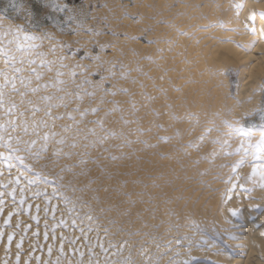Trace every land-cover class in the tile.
<instances>
[{"label":"rangeland","instance_id":"374dc122","mask_svg":"<svg viewBox=\"0 0 264 264\" xmlns=\"http://www.w3.org/2000/svg\"><path fill=\"white\" fill-rule=\"evenodd\" d=\"M146 1H147V3H146ZM146 1L144 0L145 4H143V0H140V2H142V3H139L138 0H106V1H104V0H93V1L92 0H89V1L80 0L78 3H75L76 0H0V15L9 19L10 22L12 23V25L14 26V28L16 29V31H18L21 36L22 35L26 36L27 38H29V41H31L30 43L33 42L32 44H35V46L37 45V47L35 48L28 41L27 42L28 45L30 44L31 46L29 45L30 47H27L26 46L27 44L25 41L22 42L24 44L20 43V44H22V45H20L19 43H17L15 41V38L13 39V37L9 38V37H6V36L4 37V36L0 35V58L3 56L1 58L2 60L0 59V61H1L0 63H2V64H0L2 67V68L0 67V70L3 71V74L0 77V82H1L0 84L2 85V83H3L5 86L11 85L10 88L12 87V88H14V90L17 89L18 91L13 90V93H12V94H14L13 97L16 96L14 92H16V94L18 93V95L23 96L22 98H21V96H17V99L13 98L12 101H11V99L8 100L9 108L12 107L10 109V111H12V110L15 111L17 109L15 111V112H17L19 110L18 111L19 116H21L20 115L21 113L27 114V113H31V111H32V113L35 112L37 114L40 112L39 115L34 113L35 116H37V117L34 116V118H37V121H36V119L35 120L33 119V116L31 118L30 115L28 116L29 118L25 117L26 121L23 120L24 125H23V121L21 120L22 122L20 121V124L21 123L22 124L17 127L18 129L16 128L17 129L16 131L13 129L14 125H12L11 121L10 122L5 121L6 123L9 122L7 124L9 126V129H7V130L11 131L13 129V132H10V133L13 134L15 131V132H17L16 134L20 138L13 137V136H15V134L9 135V133H8L9 131H7L6 129H3V128L0 129L1 131L3 129L4 132L6 130L5 133L4 132L2 133L0 131V150H1L0 152H3V156L2 157L0 156V159H1L0 164H2V166H4V168H5L4 178L9 177L8 172L6 171L7 168L14 169L16 172H18L19 183L23 184L29 190L36 191L40 187H53V188L55 187V189L58 193H63V192L66 193L70 190L69 188L73 187L74 190L72 191L73 188H71V191H69L68 193L73 192L76 194L78 193V195H79V191H77V190H81V195H79V196L82 198V200H81V198H80V200L84 201L85 203L87 202L86 204H90L92 207L93 206L96 207V208L93 207V209L94 210L97 209V212H99L101 209V211H100L101 214L100 213L99 214L102 216L107 213L106 215L107 216L109 215V216L107 217L105 215L106 217L105 216H103V217L108 222H110V220H111L112 225H114L118 228L119 227L122 228V229L119 228L118 229L119 231L121 230V232H124L123 228H125V230H127L128 228H129L128 230H131L133 228H134V230L135 229L137 230V229H140L141 227L142 228L148 227L149 232H147V229L145 230V228L143 229V231L145 230L146 235L148 234L147 235L148 238L152 239V241H154V239L159 238L158 235L155 237L154 234H158L156 232L161 233V231H160L161 227L165 223H167V221H165V219L167 217H169L170 220H172V218L175 220L176 219L178 220L182 215H184V213L188 209H189V213L194 212L196 210V208H198V206H201V208H203L208 204V201H212L214 198H215V200H217L219 197V200L217 201L219 204H220L222 198H224L223 194L225 192H227L226 191L227 187L223 186L224 193L220 194L221 196L218 195V197H214L215 195L217 196V194H219V193H217V189H215L213 186L216 185L217 183H218L217 185H223V184L227 185L228 184V186H229L231 181H232L231 178L232 179L235 178V176L237 175L236 172H238V169L244 167V165H242V164L240 165L239 162H236V160L231 158V157L239 155V154H237L235 151H232L231 149H228L229 145H227V144L233 142V143H235V145H233V147H239V145L240 144L242 145V143L241 142L239 143L237 141L242 139L241 138L242 133L248 134L250 136L256 132H264V78H263L264 76H262V71H263L262 69H260L261 71L258 70L256 72H254L251 76H248L247 72L244 71L245 66H243V65H245V62H242L238 57H233L232 55L228 56L226 54L228 52L225 50L221 51V54L222 53L224 54V52H225V55H221L219 53L218 56H216V58H215V55L209 57V58L214 57L213 60L216 59L219 61L215 60L216 64H213V63H215V61L212 63L213 65L211 67L213 69L212 68L209 69L208 76H207V78L208 77L209 78L208 79L205 78V81H204L205 82V88L204 89L205 90L210 89L209 91L205 92L204 95H206V96H202V97H204V99H203L201 106H200V108H201L200 109V112H201L200 113V119L202 116H204L203 118H205V120L203 121V120L199 119L197 125L200 122L205 123L206 120L208 121L210 119H211L210 122L208 121L209 126L214 122V124H212L213 127H211L212 129L209 128V131L211 133L213 132V135L214 134L218 135V137L222 136V137H220L222 139L215 141L216 143L212 142V141H208V140L207 141L205 140V141H206L207 145H211L213 143L211 145L212 148L216 147V148L220 149L217 152H219L218 153L219 157L224 156V158L226 159L223 162L222 166H224V169L227 171L225 172V174L222 177L219 178V181H217L216 179H215L216 181L215 180L211 181L209 178V180L212 183L213 182L216 183L214 185L211 184L210 185L211 187L210 186L207 187V186H205V184H200L201 187L203 186L202 188L201 187L197 188L198 185H196V187L193 186L196 178H198V177L201 178L203 183H205V181L207 180L206 179L207 177L205 178V176H203L201 171H199L200 170L199 165H198L199 163L204 164V165L207 164V166L209 165L208 167H210V168H207L205 173L211 174L210 172L214 173V171L211 169L212 165H210L206 161V159L204 160L203 156L198 152V150H196V148L192 144L193 142H191V144L188 143V141H187V143L185 142L186 140L189 139V138L186 139V137H187L186 135H189L188 130H190L189 128L192 127L191 124H189L190 125V127H189L187 122H189V119L191 120V119L195 118V116H193L195 113L193 112L194 110H192L188 106L185 107V110L189 109L192 111L193 114L190 113L191 111H189V110H188L189 112L187 110L184 111L185 113L182 111V107H183L182 104H184V103H183V101H181L179 99V96H178L179 94H176V92L178 93L179 89L175 88L176 85H169L170 84L169 81L170 82L173 81V75L171 76V72L173 71V68L168 67L170 69V71H169V69L167 67H165V65H164V67L169 71V74H168V71L166 69H165V71H162L164 68L163 62L166 59V55L170 54L168 56V57L171 56L170 58L175 57L174 48L178 42L176 40V41H174V43H175L174 44L171 38L166 37V35L168 33L167 29L171 28L173 30L176 27V21L177 20H175V23H174V21H173L174 19H178V20H182V21L188 20V21H186L187 25H189V26H186V28H187V27H190L192 25V23H195V21L198 22L200 19L204 18L202 20L204 22V24L201 20H200L201 22H198V23H200L199 27L210 28L212 26V24L216 23L215 22V20H216L219 23V25H221V31H224L223 29H225V28H223L222 24H223V21L225 20L227 13H225V11H224L223 3H220V2L218 3L217 2L218 0H161L162 2H159L160 0H146ZM157 1L159 2V4L157 3ZM160 3L162 5L158 6V5H160ZM217 4H219V5L217 6ZM178 5L180 7H178ZM182 6L187 8V9L183 8ZM160 7L162 8V10ZM216 7H217L218 12L215 9ZM218 7H219V9H218ZM173 8H175V10H178V11L180 10L181 12L188 11V12H186L188 14L181 13L180 11L179 12L173 11L174 10ZM180 8H182V10ZM202 8H203V10H207L208 12L205 11V14H204L203 13L204 11L201 10ZM188 9H191V10L189 11ZM213 9H214V11L216 10V13H215L216 15H214V13L211 14ZM222 9H223V12H222ZM193 10H195V12H196V10L197 11L199 10V11L195 13ZM164 12H166V15H164ZM173 12H175V13L178 12L180 15L178 13L175 14ZM189 12H190V14H189ZM199 12L203 16L201 14H199ZM220 12H222V15ZM197 13H198V15L195 16V14H197ZM218 13L220 15H218ZM162 14H163V16H162ZM171 14L176 15V16L178 15V18L176 16L171 15ZM191 14H192V16H191ZM189 15L191 16V19H190ZM208 16H209V18H208ZM212 16L217 17V18L215 19ZM218 16L219 17L221 16V17L219 18ZM168 17H172V19L169 18V19H171V20H169ZM181 17H183V19H181ZM193 17H194V19L196 17L197 18L199 17V19L196 18L194 20V19H192ZM144 19H145V21H144ZM163 19L167 20L168 23L170 22L169 25ZM205 19H206V22L204 21ZM207 19L209 20V23H208ZM142 21L144 23H142ZM146 21H147V24H146ZM192 21H194V22H192ZM123 22H127V23H125L126 25ZM197 22H196V24H198ZM201 23H202V25H201ZM115 24L118 25V26L117 25L116 26L119 28V30L117 27L114 26ZM130 24L131 25L133 24V26H131ZM167 25H168V27L166 28V30H167V33H166V30H165V28L163 29V27H165ZM170 25H171V27H170ZM111 26H112V28H111ZM124 26L126 27V29ZM172 26H175V27H172ZM127 27H129L130 31H133L135 34L133 32H129V29ZM132 27H134L135 30L134 29L131 30ZM160 28H162L163 30L162 31L159 30V32H158L157 29H160ZM127 29H128V31H127ZM123 30H124L125 34H124ZM172 30H170V31H172ZM174 30H175L174 33H176V35H177V36H175V34L172 33L174 35V37H176V38L177 37H184L183 33L179 32L180 33L179 34L177 32L178 31L177 28ZM161 32H163L164 34ZM130 33H132L133 35ZM156 33L162 34L163 37L161 35L162 38L158 39V37H160V34L156 35L157 37H155ZM131 36H134V37L131 38ZM165 37L168 39L166 40ZM120 38L121 39L125 38L126 40H124V41L122 40L123 42H121ZM116 39L118 40V42L115 41ZM187 39L188 38H186V40ZM164 40H166L167 43H166V41L164 42ZM170 40L172 41V43ZM157 41L159 44L157 43ZM113 42L116 44H120L121 46L118 45L119 47H116L117 45H113L114 44ZM160 42L161 43L164 42L165 45H164V43L161 45ZM221 42L223 43L222 45H224V46L232 47V45H233L232 48H235V45H236L237 50L241 49V46H239V44L237 42H230V41H221ZM128 43L129 44L131 43V46L128 45ZM170 43H171V45H170ZM55 44H57V47L54 46ZM53 46L56 47L57 49H59L58 53L60 52L62 57L65 58V60L67 62L60 57L61 55L59 56L60 58L58 57L59 54L56 52V50H54L55 48ZM163 46H164V48H163ZM113 47L115 48V51H114ZM142 47L145 49H143ZM151 47H152V49H150ZM154 47L158 48V51L156 49L154 50ZM161 47H162V49H161ZM10 48H12V49H10ZM50 48H52L53 50ZM110 48H113V49H110ZM165 48H167V49H165ZM49 49L52 51H49ZM6 50L8 53H6ZM9 50L11 52H13L12 55H11V53L9 54ZM36 50H38V52H36ZM40 50H43L44 54L40 53ZM45 50H48L50 53L48 54V51H45ZM112 50H113V52H112ZM153 50H154V53H153ZM151 51H152L153 55H151ZM155 51H156V54H155ZM38 53L40 54V56L38 55ZM158 53H159V55H157ZM8 54L11 56H9ZM29 54L34 58H32ZM160 54L162 55V58L160 57L161 56ZM4 55H5L6 59H5ZM41 55L43 57H41ZM46 55H47V57H45ZM220 55H221V57H220ZM56 56H57V58H56ZM151 56H154V58ZM155 56H156V58H155ZM22 57L24 58V60ZM30 57H31V62H29ZM36 57H37L36 61L37 62L39 61V62L37 63L35 61V63H33L34 60H32V59H35ZM222 57L226 58L229 61L227 62V60L223 59ZM3 58H4V60H3ZM10 58H14V60L10 59ZM38 58H40V59L38 60ZM41 58H42V60H41ZM43 58L44 59L48 58L50 61L49 60L45 61V60H43ZM53 58H54V60H53ZM19 59H21V60H19ZM51 59L53 61H51ZM12 60H13V62H16V63L12 64V62H11ZM15 60H17V61H15ZM6 61H7L8 65L6 64ZM19 61H21V63ZM27 61L29 62V65H28ZM40 61H43V62H40ZM57 61H60L61 63L57 62ZM64 61L66 63H63ZM72 61H74V63ZM4 62H5V64H4ZM23 62H25L27 64H24ZM52 62H53V64H52ZM56 62H57V65L60 63L58 65L59 67L57 69H56V67H57ZM161 62H162V65H161ZM238 62H239V64H238ZM31 63L35 66H33ZM41 63L43 66L41 65ZM48 63L51 66L48 65ZM158 63H160V65ZM235 63H236V65H235ZM9 64H12V68H11V65H9ZM16 64H18V65H16ZM6 65H7V68H9L13 74L16 73L14 75L15 77L12 74L11 75L14 78L19 80V81L17 80V84H16V79H14L12 76H10L9 69L6 68ZM14 65H16L17 67L16 66L14 67ZM27 65L31 66V68L29 67L30 68L29 69V68L25 67ZM55 65H56V67H55ZM218 65H221L222 67L224 66L223 69L221 67H219ZM22 66H24L25 68ZM39 66H41V67H39ZM47 66H49L50 70L48 69ZM159 66L162 69L159 68ZM4 67H5V71L7 70L6 72L4 71ZM152 67L154 69L151 72ZM15 68L19 69L18 73H17V71H15ZM23 68H24V70H22ZM26 68L30 71H28ZM224 68H225V70H224ZM13 69H14V71H13ZM52 69H54V70H52ZM159 69H161L160 72H159ZM212 70H213V72H212ZM218 70H220V71H218ZM19 71L20 72L22 71L21 73H23L24 71H25V73L27 72V74L29 73L28 76L30 75L29 76L30 79L32 76L33 79L31 81H33V82H31L30 79H28V78L25 79L27 77L26 74H21V73L19 74ZM149 71L151 73H154V75L151 73L149 75ZM30 72H31V74H30ZM158 72H159V75H158ZM210 72H212V73H210ZM160 73H162V74L165 73V75L167 74V77L163 76V80L166 79L165 81L161 80L162 76L160 75ZM242 73H244V74H242ZM41 74L45 75V76L41 77ZM209 74L210 75L212 74L211 75V82L209 80L210 79ZM4 75L6 76V78ZM20 75H21V78L23 79V81L25 80L24 83H22L23 81L20 82V80H21V78H19ZM131 75L134 76L135 78L132 77ZM169 75L171 78L169 77ZM221 75H222V77L224 76L226 78H224V77L221 78ZM22 76L25 78H23ZM244 76L247 78V80L250 79L251 81L248 83L249 86L247 84L244 91L242 90L243 95L239 96V93L241 92V88H242L241 84L243 83V77ZM40 77L44 78V79L46 77L47 81L44 79H41ZM47 77L49 79H47ZM63 77H64L65 81L67 80L66 82L63 80ZM137 77H139V79L136 82ZM214 77L216 79H218V81ZM141 78H142V81H139V80H141ZM159 79L162 81L163 85L161 84ZM167 79H171V80L167 81ZM9 80H10V82H9ZM42 80H43L44 84L45 83L47 84V85L45 84L46 87L43 84L37 85L38 83H42L41 82ZM62 80L65 83H62L63 82ZM149 80H151V81L154 80V82H151ZM213 80H216L217 83H216V81H213ZM6 81H8L9 84ZM148 81L151 83H148ZM26 82H27V84H25ZM35 82H36V84H35ZM12 83H13V85H12ZM20 83H22V84L20 85ZM118 83L119 84L123 83V84L120 85L121 86L120 87L118 85ZM166 83H168V84H166ZM210 83L212 85H209ZM214 83H215V86H214ZM28 84L30 86L31 85L34 86L33 88H35V89L31 90L32 86L28 87ZM33 84L37 85V87H38L37 89H40L39 92L35 91L36 86ZM128 84L130 85V87H132V85L134 86L133 89L131 88L132 90L131 89H124L127 87ZM147 84L148 85L152 84V86L151 85L147 86ZM253 84H254V87H253ZM16 85H17V87H16ZM25 85H26L27 90L25 89L26 90L25 91V90L20 89V91H21L20 92L18 88H21L23 86L22 89H24ZM164 85L168 86V87H164ZM217 85H218V89L216 91L218 92V94L216 92V95H218V96L215 95V91H214L215 88L217 87ZM123 86H124V88H123ZM169 86H171V87H169ZM209 86L211 88H209ZM255 86H256V88H255ZM39 87H41V88H39ZM147 87L150 88V90L151 89L152 90L149 92V90H147L148 89ZM157 88H158V90H157ZM166 88H168V89H166ZM173 88L176 90H174ZM28 89H30V91ZM41 89H43V90H41ZM154 89L156 90V93H155ZM135 90L138 92H135ZM166 90H167V92H166ZM171 90L173 93L171 92V94H170ZM24 91L26 93H24ZM27 91H28V93L30 92L31 95H30V93L28 94ZM32 91H34L35 93L33 92L34 93L33 94ZM132 91L134 92V97H132L133 96V93H131ZM139 91H140V93H139ZM152 91L154 92V95H153ZM168 91H169V93H168ZM212 91L214 94H212ZM151 92H152V94H151ZM219 92H220V94H219ZM163 93L164 94L166 93V94L164 95ZM206 93H208V94H206ZM209 93H210L211 97H210ZM160 95H161V97H160ZM167 95H170V96H167ZM175 95H177V96H175ZM207 95H208V97H207ZM33 96H34V98H33ZM213 96H214V98L218 97V98H216V100L218 99V102L215 101V103H214ZM244 96H246V97H244ZM249 96H251L252 98ZM257 96L260 99L257 100V98H258ZM18 97H20V99H18ZM117 97L119 98V100H117L118 99ZM171 97L174 98V101H173V99H170ZM205 97H207V98H205ZM176 98H178L179 101H181V103H182L181 105H180V102L178 101V99H176ZM25 99H27V100L29 99L28 102H30L29 104H31L32 106L28 105L26 103L27 100L25 102ZM31 99H34V100L37 99V100H35L36 101L35 102L34 100H31ZM157 99H159V101L161 100V104L163 102V104H165L166 106L161 105L160 102L157 103ZM168 99L170 101H172L173 103L172 102L169 103V101H166ZM210 99H211V102H209ZM14 100H15V102H14ZM20 100L21 101L24 100L23 102H25L28 105L29 109H28V107L26 108L27 105H24L25 103H23V104L20 103ZM165 101L168 102L169 105ZM175 101L176 102L178 101V103H176ZM233 101H235V102L233 103ZM16 102L17 103L19 102V104L20 105L22 104V106L20 107L19 105H16ZM219 102H222V103H219ZM230 102H231V104H230ZM35 103H36V105H38L37 107H39L38 109L40 111L38 109H36L37 107L35 105H33ZM204 103L205 104L208 103L209 105L213 103L212 107L215 105L216 106L214 108H212L211 106L205 105ZM216 103H218V104H216ZM13 104H14V106H13ZM154 104H155V108H154ZM178 104H179V106H182V107H179ZM10 105H11V107H10ZM174 105L176 108L174 107ZM202 105H205V106H202ZM18 106L20 107V109ZM169 106H170V108H172V111H173V108L176 109L177 114L179 113V110H181L183 113L181 111H180L181 114H178V115L175 113L176 111L175 112L173 111L174 114L172 113V111L170 113ZM219 106H220V109H219ZM221 106L223 108H221ZM16 107H18V108H16ZM30 107H32V108L35 107V108H33V109L31 108L32 109L31 110ZM48 107L50 108V109H48L49 111L46 110ZM57 107L60 108L62 110V112H64V114L59 112L60 109L57 111V113L59 112L60 114L59 113L57 114L55 112L58 109ZM161 107L163 110L161 109ZM165 107H168V109H169L168 114H167L168 110L166 112ZM208 107H209V109H208ZM13 108H15V109H13ZM159 108L162 111V113L159 110ZM34 109L37 110V112ZM54 109H56V110L54 111ZM221 109H223V110H221ZM231 109L233 110V113H231L232 112ZM20 110H22V111H20ZM23 110H25V111L27 110L28 112L27 111L25 112ZM43 110H44V112H41ZM205 110H207L206 114H207V117L209 116L208 119L206 117ZM236 110H237V112H236ZM50 111L52 113H48ZM53 111L55 112L56 116H55ZM216 111H218V112H216ZM221 111L223 114L219 113ZM159 112L162 114V116ZM164 112H165V114H164ZM212 112H213V114H212ZM234 112H236V113H234ZM47 113H48V116H47ZM102 113L105 115H102ZM209 113L211 116L214 115L213 116V117H215L214 120H212L213 118L210 117V115H208ZM40 114H42L41 119H40ZM61 114L64 116H61ZM186 114L189 117H187ZM232 114L233 115L235 114V115L233 116ZM50 115H51L52 119L50 118ZM100 115L103 119H101L99 117ZM144 115H145V117H144ZM166 115L168 118L166 117ZM58 116H60V117H58ZM147 116H150V117L152 116L153 117L152 120L154 119L155 123L151 120L150 121L148 120L149 121L148 122L147 119L148 118L150 119V117L147 118ZM178 116H180V119H178L179 118ZM235 116L237 119L235 118ZM38 117H39V120H38ZM45 117H48L47 120H49V123L47 122ZM162 117L166 118V120L163 119ZM181 117H183L184 120ZM232 117H234V118H232ZM171 119H172V121H171ZM41 120H42V122H41ZM174 120L176 121V123ZM27 121H30V122L26 123ZM62 121H63V123H62ZM64 121H65V124H64ZM75 121L77 122V124ZM126 121H128V122L126 123ZM178 121L181 124L183 122L185 123V125L183 123V125H184L183 127H185V128H183V131H180V130H182L181 129L182 125L180 123H178ZM51 122H52V124H51ZM31 123H33V125H31ZM35 123L37 124L36 126H35ZM45 123H46V126H47V124H50V125H48L47 127L46 126L43 127L42 125H45ZM142 123H143V125H142ZM146 123H148V125L149 124L150 125L148 126ZM201 123L198 125L199 128L197 125H196V127L193 126L195 128V130L197 129L196 130L197 132L195 131L192 134L197 136L196 133H198V136H199V133L202 132L201 131V129H202ZM127 124H129V125H127ZM162 124L163 125L165 124L166 129H168V130H166ZM167 124H169V126ZM175 124H176V127L172 126ZM178 124H180V126ZM7 125H5L4 128H8ZM25 125L27 126V128L24 130V128L26 127ZM29 125H30V128L33 127V129H35V130L38 129V130L35 131L33 129H30ZM38 125L39 126L41 125L40 126L41 130L39 129ZM65 125H67V126H65ZM130 125H132L133 128L136 127L137 131H135L133 129L134 131L132 130V132H131V128H129ZM133 125H135V126H133ZM144 125H145V127L142 128V126H144ZM21 126H22L23 130L20 129ZM49 126H50V128H49ZM53 126H55V127L52 128ZM177 126H178V128H177ZM169 127H171L172 129L170 128L171 130H169ZM173 127L175 129V131H174L175 136H173V134H172ZM179 127H181V128H179ZM42 128H43V130H42ZM44 128L49 129L48 132L46 130V134L48 135L46 138H45V133H44L45 129ZM163 128L165 129V131H163V132H166V133L161 132ZM29 129L31 130L30 132H29ZM76 129H78V130H76ZM141 129H145L146 131L144 132ZM65 130H66V132H65ZM126 130H128L127 132H129V131L131 132V133L130 132L129 133L131 134V137L133 136V138H134V133L136 132L137 133V134H135L136 138L133 139L129 136L126 137L127 132H125L126 134L123 132ZM184 130H185V133H183ZM19 131H22V132L24 131V132L20 133ZM25 131L28 133V134L26 133L27 135L25 134ZM33 131H34V134H33ZM74 131L76 132V134ZM77 131L80 134H78ZM167 131L168 132L171 131L170 133H168L169 135L171 134L170 136L167 134ZM179 131H180V134H178ZM42 132H43V134H42ZM176 132H177V134H176ZM39 133H41V134H39ZM70 133H72V134L70 135ZM123 133H124V135H123ZM144 133H146V134H144ZM206 133L205 134H204V132L200 133L201 137L203 136L202 137L203 139H206L210 135L209 132H206ZM73 134H75V136ZM130 134H128V135H130ZM182 134L183 135L185 134V135L183 136ZM225 134H227V136ZM1 135H3L4 138H1ZM6 135H8V138L6 137ZM121 135H123V136H121ZM145 135H146V137H145ZM179 135L183 136V137L181 138ZM192 136H191V139H193ZM239 136H241V137H239ZM5 137H6V139H5ZM148 137H150V138H148ZM176 137L178 139L180 138L179 139L180 144L178 142L176 143V141L178 140ZM225 137L229 138V139L226 140ZM9 138H11V139H9ZM15 138H16V140H15ZM74 138H75L74 143H72ZM174 138L176 141L174 140ZM150 139H151V141L152 140H154V141H152V142L150 141V143H149L148 140H150ZM181 139L182 140L184 139V141H182ZM231 139H232V141H231ZM111 140L113 142L115 141L116 143L114 142V144H113V142H110ZM164 140H166L168 143H171L170 141L175 142L177 146L176 145L173 146L172 144H169L170 147H173V149L170 148V150L172 151V150H174V148H175V150L180 148V149H178V152L180 151L179 154H177L178 153L177 150H176V152H175V150L173 151L174 154L171 151H169V153H167V154H164L167 152V148H169V147H167L168 145H165L166 141H164ZM225 140L226 141L230 140V141L226 142ZM234 141H236V142H234ZM117 142H119V143H117ZM154 143H157L158 145L156 144L157 145L156 146V145H154ZM175 143H173V144H175ZM236 143H239V144H236ZM148 144H151V148H150V145L148 146ZM186 144H188V145H186ZM189 144L192 145L193 147L190 146ZM181 145H185L186 148L184 146H181ZM215 145H217V146H215ZM119 146L121 147V151H120ZM225 146H227V147L224 148ZM161 147L163 148V151L165 150L166 152L160 151V150H162ZM181 147L184 149H181ZM187 147L189 149L192 148V149H190L191 153L189 151H187V150H189ZM239 148H241V146ZM248 150H249V153H248ZM248 150L246 152V154H248V156H253L254 154L256 155V153H255L256 150H254L253 148H249ZM117 151H118V153H117ZM92 152H94V154H92ZM181 152H183V153H181ZM188 152L191 155H194V156H191L193 159H194V157H197V155H198L199 156L198 157L199 163L194 162V160L190 157V154ZM195 152H198V153H196L197 155L195 154ZM175 153H176V155H178V157L175 155ZM180 153H181V156H179ZM185 153H188V155H186ZM192 153H194V154H192ZM258 153L261 157L255 159V160L254 159L249 160L248 163H246V165L253 166L254 164H258L261 167H263L262 162L264 161V151L258 152ZM114 154H116V155H114ZM118 154H120V155L118 156ZM182 154H183V156H182ZM163 155H164V157H163ZM173 155H174V157H173ZM170 156L172 157V159ZM175 156H176V158H175ZM124 157H126L127 159ZM179 157H181V158H179ZM118 158H119V161H118ZM123 158H124V161H122ZM149 158H151L150 160H152V161H150ZM173 158L176 159L175 160L176 163H175L174 167H172V164L174 165V162L172 163V160L174 161ZM228 158H230V159H228ZM97 159H100V160H98V162H97L96 161ZM154 159H156V161ZM166 159L169 160V162L171 161L172 164L170 165L169 162L166 161ZM101 160L104 163L106 161L108 163L99 164V161H100V163H102ZM125 160L128 161L129 164H132L134 166L131 167L132 165L127 164L128 162H126ZM153 160H154L155 164L152 163ZM160 160H162V162L157 164V162ZM164 160L167 162L166 167H165V165H164L165 168H163V165H162V167H158V166H161V164L165 162ZM177 160H178V162L179 161H182V162L178 163ZM187 160L190 161V165H189ZM200 160H202V161H200ZM94 161L96 164L97 163L99 164L97 167H96L95 163L93 164ZM115 161H116V163H115ZM183 161H184V163H183ZM203 161H205V162H203ZM254 161H256V162H254ZM109 162H110V164H109ZM141 162H142V164H140ZM148 162L150 163L151 166L148 164ZM191 162H194L195 165H193V163L191 164ZM113 163H114V165H112ZM120 163H123V164L119 165ZM5 164H7V165H5ZM152 164H154V168L152 167ZM156 164H157V166H156ZM168 164H169L170 171H169V169L166 170V168H168ZM88 165H92V166H88ZM105 165L107 166L109 171L107 170V168H105L106 167ZM115 165H117V166L114 167ZM124 165L126 166V168ZM138 165H139V167H138ZM192 165H193V167H196V168L191 167ZM196 165H198V166H196ZM70 166L73 168L74 171L72 170V168H70ZM111 166L116 168V169L112 168ZM148 166H149V168H148ZM177 166H179L178 167L179 170L181 168L182 171L180 170V174H178L179 176L178 175L176 176L174 174V176L176 177L175 178L174 176L171 175V172H172V174L174 173V170H172V168H173V169H175V173H177V171H178L177 170L178 168H176ZM185 166H187L186 167L187 170H185L186 168L184 169ZM101 167H104V168L101 169ZM127 167H128V169H127ZM140 167L141 168L145 167V169L147 168V170L143 173V170H145V169H142V172H140V169H139ZM150 167L153 168V170ZM188 167H189V169H188ZM78 168L81 169L80 170L81 173H79L80 172L79 170H76ZM93 168L95 169V171ZM96 168H98V169H96ZM123 168H125L124 171L129 175H127L123 171ZM133 168H136V170L135 169L133 170ZM86 169L89 170L88 171L89 175H88V173L86 174V172H87ZM112 169H114V172L116 171V173L118 175H116V173H113L111 171ZM120 169H121V172H120ZM126 169H127V171H126ZM137 169H139V170H137ZM159 169H160V171H159ZM183 169L185 170V172ZM208 169H210L211 171ZM91 170L94 171V174H90L92 172ZM128 170H130V171L128 172ZM149 170H150V172H149ZM154 170L156 171V174H155ZM164 170H166L167 172ZM98 171H100L101 173H99ZM107 171H108V173H106ZM157 171H158V173L162 171L161 173H159L160 176L157 173ZM187 171H189V172H187ZM191 171H193V172H191ZM262 171L264 172V167L262 168ZM97 172H98V174H97ZM151 172L153 174H151ZM182 172L185 174H183ZM199 172H200V174H198ZM76 173L78 174V176ZM112 173H113V175H111ZM124 173H125V175H127L126 177H130V178L134 174V176H132V177L133 178L136 177V178H134V180L136 179L137 181L136 180L133 181V178H131V181L129 178H128L129 180H127V178L125 176H123ZM137 173H139V176ZM140 173H142V174L140 175ZM188 173H189V175L187 176ZM193 173H195L198 176L196 177L195 175H193ZM74 174H76V175H74ZM114 174L117 177L119 176L121 179L126 178L125 180L128 183V186L131 189L133 188V190H131V189L127 190V188H126L127 184L125 185L126 182H124L123 180L120 181V178L115 177ZM144 174H146V175H144ZM168 174L170 176H168ZM63 175H64V177H62ZM143 175H144V179H142ZM153 175L157 179L159 178L160 179L159 181H161L162 183H159L156 180V178H154V177L152 178L151 176H153ZM67 176L69 178L71 176V178L69 179V178H67ZM74 176L76 177V179L78 181L76 179H74L75 178ZM79 176L81 178V181H80ZM93 176H94V179H93ZM165 176L168 178V180L170 177H172V179L170 178L172 181L170 182V180H169V182L171 184L167 181V178ZM180 176H181V178H180ZM183 176H184V178H183ZM65 177H66V180H65L66 183L63 180V179H65ZM72 177H73V179H72ZM114 177L117 179H114ZM173 177L175 179L174 182H173V180H174ZM186 177L187 178L191 177V179H187L191 182V184L188 182H187L188 184L187 183L185 184V186L189 185V187H190L189 189H188V186L186 188L184 186V183L187 181ZM192 177L194 180L192 179ZM203 177H204V179H203ZM71 179L73 181H71ZM82 179L85 183L82 181ZM87 179L89 182L87 181ZM118 179H119V181H117ZM163 179H164V181H163ZM67 180H68V182H67ZM111 180H113V182L115 180V182L117 181L116 183H120L121 185L120 184L116 185ZM147 180H149L150 182L149 181L145 182ZM179 180H181L180 181L181 183L178 182ZM191 180H193V183ZM107 181H109V182H107ZM110 181H111V184H115V186L111 185L110 188H109V186L105 187L106 183H109L108 185H110ZM225 181H227V182H225ZM73 182L75 184H80V182H83L86 185L84 186L83 184H81L82 188H80V185L74 186L75 184ZM129 182L130 183L132 182V183L129 184ZM157 182L159 183V185ZM164 182H166V183H164ZM95 183H96V185H95ZM133 183L135 184L136 187L133 186L134 185ZM221 183H223V184H221ZM87 184H88V186H87ZM89 184L90 185L92 184L91 185L92 187ZM93 184H94V186H93ZM175 184H177V185H175ZM131 185H132V187H131ZM150 185L152 188L150 187ZM165 185H167V186H165ZM181 185H183V186H181ZM120 186H122V188ZM141 186H143V187L141 188ZM159 186H162V189ZM244 186H246V184H244ZM75 187H77V188H75ZM88 187H89V189H87ZM93 187L99 188V190L96 189L98 192L97 195H95V193H97V192H96L95 188H93ZM102 187H104L105 189ZM116 187L118 189H116ZM144 187H147L146 190L149 189L148 190L149 192L146 191ZM156 187H158V188H156ZM191 187L193 188L192 191H190ZM83 188L87 189V190H84ZM112 188H114L115 190L113 189V191H112ZM150 188L153 190H155V188H156L159 192L161 191V193H159L157 191L156 192L154 191L155 192L154 193L153 190H150ZM166 188H168V189H166ZM200 188H201V190L204 188L203 191H200ZM82 189L84 190V192L82 191ZM124 189H126L129 192H127ZM142 189L144 191H146V193H149L151 196H149V194L145 195L144 191L141 192L140 190H142ZM163 189H164V192L167 194L169 191V195H171V197H173V198H171L169 196L168 197L166 196L167 197L166 198L164 196L165 193L163 194ZM165 189H166V191H165ZM195 189H196V191H195ZM88 190L89 191L92 190L90 192L91 194L88 193L89 192ZM198 190L201 192V194L199 193ZM93 191L95 193L92 194ZM110 191H112L113 193L110 194ZM124 191H126L124 195L127 198L122 196ZM130 191H132V192H130ZM150 191L152 193H150ZM186 191L189 192V195L187 194L188 196H186ZM209 191H211V192H209ZM82 192H83V194H82ZM85 192L88 193L87 195L90 196L89 201H88V197L85 196L86 195ZM103 192L105 193V195L107 194V197L104 195ZM174 192H176V194ZM195 192H197L198 195L196 193V196H194ZM204 192L208 195V197ZM214 192H216L217 194ZM102 193H103V195H102ZM138 193H139L140 197L144 194L147 202L145 201V199H144V201H142L144 197H142V200H141V198L138 196ZM141 193H142V195H141ZM153 193H154V195L152 196ZM178 193H179V195H178ZM133 194H135V195L132 196ZM155 194L158 196V198ZM160 194H162V195H160ZM172 194H173V196H172ZM93 195H94V197H93L94 199H91V197ZM175 195H176V197H175ZM201 195L203 197H201ZM114 196H116L118 198V200ZM128 196L130 197L131 200L129 199ZM197 196H199V197H197ZM211 196H212V199H211ZM119 197L122 199L120 200ZM133 197L134 198L136 197V200L134 199L135 201L132 199ZM155 197H156V199H155ZM163 197H164V199L165 198L166 199L164 200ZM195 197H196V201H194ZM39 198H41V197H39ZM102 198H103V200H102ZM113 198H115V199H113ZM168 198H171V200ZM174 198H176L177 200ZM193 198H194V200H193L194 202L191 201ZM8 199L11 200L10 197H8ZM97 199H99V201H98V203H95V200H97ZM109 199H111L112 201L111 200L109 201ZM125 199H127L129 201H127ZM153 199H155L153 202L156 201L155 204H157V203L159 204V205L157 204L159 206V207L158 206L157 207L160 208L159 210L157 207L155 208L156 205L152 202ZM159 199H161L160 200L161 204H160ZM173 199H174V201H172ZM204 199H205V201H203L201 204V201ZM113 200H115V201L117 200V202H119V201L122 202L125 200V203L124 202L117 203L114 201L118 205L117 206V205H115ZM140 200L144 206L140 203ZM178 200H179V202H178ZM106 201H109V204H107ZM166 201L169 202L170 204L167 203ZM90 202L94 203V204L92 205ZM99 202L101 204H99ZM131 202H132V206H131ZM164 202H166V204H164ZM171 202H173V204ZM182 202H186L187 204L186 203L183 204ZM139 203H140V205H139ZM148 203H149V205H148L149 207H147ZM177 203L178 204L181 203V205L182 204L183 205L178 206ZM189 203H191V206H192L191 210H193V211H190V207L188 206ZM97 204L99 206H97ZM106 204H107V206H106ZM150 204H151V206L154 204L153 207H151ZM162 204L164 206L166 205L165 208H163L164 206H162ZM175 204L177 206H175ZM111 205H114V206L111 207ZM119 205H121V206L124 205V206L120 207ZM126 205H127V207H126ZM169 205H170V208H169ZM135 206L137 207L136 213H135ZM161 206H162V209H161ZM180 206L181 207L184 206L186 208L183 207L181 209ZM97 207H99V208H97ZM105 207L107 209H105ZM125 207L127 209L129 208V210H127ZM138 207L140 209L142 207V209L144 208L145 210L149 209L148 211H145V210L143 211L142 209L139 210L140 212H139L138 216L140 217L141 221H139V217L137 215H135V214H137ZM150 207H151V210H150ZM172 207L174 208V210L172 209L173 211H175L176 213L178 211L177 214L171 210ZM18 208H20V207L17 206V208H16L17 213L20 211L19 214L24 215V208H22L23 212H22V209H18ZM131 208H133V209H131ZM176 208L178 210H176ZM112 209H113V212H112ZM166 209L169 211V213H167ZM105 210L108 212L104 213ZM123 210L125 213L123 212ZM163 210H164L163 214H165V213H166V215L171 214V213L172 214L170 216L165 215L166 218L163 216H160L159 214L163 215L162 214ZM179 210H181V213ZM131 211H133L134 214H132ZM151 211H153L154 213ZM159 211H160V213H159ZM122 212H123V217H122ZM147 212H150L151 216L149 214H147ZM128 213H129V215H127ZM156 213H159V214H156ZM110 214L112 217L114 214L116 216L117 215L118 216L116 217L114 215V217L111 218ZM124 214H125V216H124ZM141 214L143 217L140 216ZM132 215L133 216L135 215L134 218ZM176 215H178L179 217ZM145 216L147 217V219L148 218L149 219L147 220L146 218H144ZM152 216L153 217L156 216V217L153 218ZM157 216H159V217H157ZM162 217L164 218V220ZM109 218H111V219L109 220ZM118 218H120V219H118ZM135 218L137 220H135ZM141 218L143 219L144 223L142 222ZM159 218L163 222V224H162V222L158 221ZM131 219L133 220V222ZM144 219L146 222L144 221ZM154 219L156 220V222ZM121 220H122V222H120ZM136 221L138 222V225H140V228L139 227L136 228L138 226V225L135 226ZM147 221H148V223H147ZM157 221L159 224H162V226L161 225L159 226ZM114 222H116V223H114ZM123 222H125V223L123 224ZM128 222H131L132 225L128 226V224H130ZM146 223H147V225H149V224L150 225L145 226ZM133 224L135 227L133 226ZM141 224H143V225L141 226ZM152 224H153V226H152ZM156 224L158 225V228H154V227H157ZM117 225H119V226H117ZM170 226L172 227V225H170ZM159 227H160V230H159ZM141 229H140V231H142ZM152 229H153V231H152ZM173 230L176 231V228H174ZM151 231L154 234L153 233L149 234V233H151ZM154 231H156V232H154ZM160 233H159V236H160ZM208 238H210V237H208ZM211 240L215 241L212 238H211ZM155 241H157V240H155ZM220 246H222V244H220ZM226 254H227L228 258H230L231 253H226ZM232 258H235V257H232Z\"/></svg>","mask_w":264,"mask_h":264},{"label":"bare ground","instance_id":"6f19581e","mask_svg":"<svg viewBox=\"0 0 264 264\" xmlns=\"http://www.w3.org/2000/svg\"><path fill=\"white\" fill-rule=\"evenodd\" d=\"M87 1H89V0H87ZM93 1V0H92ZM104 1H106V0H104ZM146 1V0H145ZM138 2L139 3H142V2H140V0H138ZM159 2H162L161 0L159 1ZM159 2L157 1V3L159 4ZM199 2V1H198ZM218 3L220 2V3H223V5H224V11H225V13H227V15H226V17H225V20L223 21V24H222V26H223V28H225V29H223L224 31H221V25H219V23L215 20V22L216 23H214V24H212V26L210 27V28H205V27H199L200 25V23H198V22H201L203 19H200L198 22L197 21H195V23H192V25L190 26V27H187L186 28V26H189V25H187V23H186V21H188V20H184V21H182V20H178V19H174L173 21H174V23H175V20H177L176 21V27L175 26H172V27H175L174 29H176L177 28V32L179 33H183L184 34V37H174V35L172 34V33H174V29L172 30L171 28H169L170 30H172V31H170L169 29H167L168 30V33H167V30H166V28L168 27V25H169V23L167 22V20H165V19H163V20H165L166 21V23H168V25L167 26H165V27H163V29L165 28V30H166V33H167V35H166V37H168V38H171L172 39V41H173V43H174V41H178L177 42V45H175V48H174V52H175V57L174 58H170V57H168L170 54H168V55H166V59L164 60V62H163V67H164V65H165V67H169V68H173V71L171 72V76L173 75V81L172 82H170L169 80H171V79H167V81H169V85H176L175 86V88L177 89H179V91H178V93L176 92V94H179L178 96H179V99L181 100V101H183V103L184 104H182L181 103V101H179V99L178 98H176V99H178V101L180 102V105L182 104L183 105V107L182 106H179V104H178V106L179 107H182V111L184 112V111H186L185 110V107L186 106H188V107H190L192 110H194L193 112L195 113L193 116H195V118H193V119H189V122H187V124L189 125V124H191V126L192 127H190V125H189V129L190 130H188L189 131V135H186L187 137H186V139H188V140H186L185 142L187 143V141H188V143H190L191 144V142H193L192 144L194 145V147L196 148V150H198V152L203 156V158H204V160L206 159V161L210 164V165H212V170L214 171V173L213 172H210L211 170L210 169H208V170H210L209 172L211 173V174H207V173H205L206 172V170H207V168H210V167H208L207 166V164H201V163H199V156L196 154V153H198V152H195V154L197 155V157H194V159L191 157V156H194V155H191L190 153V149H192V148H188L189 150H187V151H189L188 153L190 154V157L194 160V162H196V163H199L198 165H199V171H201V173L203 174V176H205V178L207 179L206 181H205V183H203L202 182V180H201V178L200 177H198V178H196V180H195V182H194V184H193V186H195L196 187V185H198V187L197 188H199V187H201V185L200 184H205V186H210L211 184H216L215 182H211V181H213V180H217V181H219V178L220 177H222L224 174H225V172L227 171V170H225L224 169V166H222V164H223V162L226 160L225 158H224V156H222V157H219V152H217L218 150H220L219 148H216V147H214V148H212L211 147V145L213 144H211V145H207V143H206V141L208 140V141H212V142H215V141H218V140H220V139H222V138H220V137H222V136H220V137H218V135H213V132L211 133L210 131H209V128L210 129H212L211 127H213L212 126V124H214V122L209 126L208 125V121L210 122V120H206L205 121V123L203 124V123H201L202 125H201V127H202V129H201V131L202 132H204V134L206 133V132H209L210 133V135L206 138V139H203L202 137H201V134L200 133H202V132H200L199 133V136H198V133H196L197 134V136L196 135H194V134H192V133H194L196 130H195V128L194 127H196V125H197V123H198V120L200 119V106H201V103H202V101H203V99H204V97H202V96H206V95H204L205 94V92L206 91H209V90H205L204 88H205V78H207V76H208V72H209V69H211L212 67V65L213 64H216V61H219V60H213L214 59V57L213 58H209L210 56H213V55H215V58H216V56H218V54L220 53L221 54V51L222 50H225V51H227L228 53H226L228 56H233V57H238L242 62H245V65H243V66H245V68H244V71L245 72H247V74H248V76H251L254 72H256V71H261L260 69H262L263 71H262V76H264V15H261V14H264V0H218L217 1ZM146 3H147V1H146ZM143 4H145V2H144V0H143ZM142 5V4H141ZM162 4L160 3V5H158V6H161ZM219 4H217V6H218ZM178 7H180L179 5H178ZM183 7V6H182ZM207 7V6H206ZM215 7V6H214ZM213 7V8H214ZM222 7V6H221ZM157 8V7H156ZM161 8V7H160ZM177 8V7H176ZM183 8H185V7H183ZM204 8V7H203ZM203 8L201 9V10H203ZM159 9V8H158ZM174 10L173 11H178V10H175V8H173ZM181 10H182V8H180ZM185 9H187V8H185ZM205 9V8H204ZM216 10H217V7L215 8ZM218 9H219V7H218ZM160 10V9H159ZM161 10H162V8H161ZM164 10V9H163ZM184 10V9H183ZM189 11L191 10V9H188ZM200 10V9H199ZM198 10V11H199ZM216 10L214 11V9L212 10V12H211V14H213L214 13V15H216L215 13H216ZM145 11V10H144ZM172 11V10H171ZM180 11V10H179ZM178 11V12H179ZM194 12H195V10H193ZM197 10H196V12H198ZM204 12V14H205V11H207V10H203ZM214 11V12H213ZM220 11V10H219ZM142 12V11H141ZM146 12V11H145ZM178 12H176V13H178ZM181 12V11H180ZM186 12H188V11H186ZM186 12H181V13H186ZM193 12V13H194ZM195 12V13H196ZM202 12V11H201ZM208 12V11H207ZM217 12H218V10H217ZM222 12H223V9H222ZM222 12H220L221 13V15H222ZM163 13V12H162ZM173 13H175V12H173ZM175 13V14H176ZM142 14V13H141ZM179 14V13H178ZM186 14H188V13H186ZM189 14H190V12H189ZM199 14H201L200 12H199ZM164 15H166V12H164ZM171 15H173V14H171ZM180 15V14H179ZM182 15V14H181ZM196 15H198V13L197 14H195V16ZM202 15V14H201ZM208 15V14H207ZM218 15H220L219 13H218ZM250 15H252L253 16V18L252 19H249V16ZM162 16H163V14H162ZM161 16V17H162ZM168 16V15H167ZM173 16H176V15H173ZM172 16V17H173ZM186 16V15H185ZM184 16V17H185ZM191 16H192V14H191ZM191 16L189 15V17H190V19H191ZM203 16V15H202ZM165 17V16H164ZM172 17H168V19L169 18H171L172 19ZM177 18H178V15L176 16ZM180 17V16H179ZM206 17V16H205ZM212 17H214V16H212ZM219 17V16H218ZM221 17V16H220ZM219 17V18H220ZM174 18V17H173ZM197 18V17H196ZM195 18V19H196ZM208 18H209V16H208ZM215 19L217 18V17H214ZM171 19H169V20H171ZM181 19H183V17H181ZM185 19V18H184ZM189 19V18H188ZM192 19H194V17L192 18ZM194 19V20H195ZM197 19H199V17L197 18ZM224 19V18H223ZM208 20V19H207ZM220 20V19H219ZM144 21H145V19H144ZM172 21V22H173ZM205 22H206V19L204 20ZM122 22V21H121ZM190 22V21H189ZM188 22V23H189ZM192 22H194V21H192ZM196 22L198 23V24H196ZM203 22V21H202ZM124 24L125 23H127V22H123ZM142 23H144L143 21H142ZM173 23V24H174ZM208 23H209V20H208ZM119 24V23H118ZM123 24V25H124ZM146 24H147V21H146ZM191 24V23H190ZM203 24H204V22H203ZM221 24V23H220ZM117 24H115L114 26L115 27H117L116 26ZM126 25V24H125ZM131 25V24H130ZM129 25V26H130ZM166 25V24H165ZM201 25H202V23H201ZM113 26V27H114ZM131 26H133V24L131 25ZM130 26V27H131ZM139 26V25H138ZM125 27V26H124ZM137 27V26H136ZM170 27H171V25H170ZM111 28H112V26H111ZM118 28V27H117ZM123 28V27H122ZM128 29H129V27H127ZM121 29V28H120ZM125 29H126V27H125ZM124 29V30H125ZM128 29H127V31H128ZM135 30V28L134 27H132V29L131 30ZM162 28H160V29H157L158 30V32H159V30H163ZM118 30H119V28H118ZM124 30H123V32H124ZM121 32V31H120ZM129 32H133V31H130V29H129ZM157 32V33H158ZM134 33V32H133ZM155 34V37H157L156 35H159V34ZM161 33H163V32H161ZM165 33V34H166ZM179 33V34H180ZM124 34H125V32H124ZM123 34V35H124ZM130 34H132V33H130ZM129 34V35H130ZM135 34V33H134ZM164 34V33H163ZM175 34V36H177L176 35V33H174ZM0 35H2V36H6V37H13V39L15 38V41L17 42V43H22L23 41H25L26 42V46L27 47H30L31 45L30 44H32V43H30L31 41H29V38H27L26 36H21L20 34H19V32L18 31H16V29L14 28V26L12 25V23L10 22V20L9 19H7V18H5V17H3V16H1L0 15ZM133 35V34H132ZM161 35L162 34H160V37H158V39H160V38H162L163 37V35H162V37H161ZM181 36V35H180ZM134 36H131V38H133ZM165 37V38H166ZM126 38V37H125ZM121 39V42H123L124 40H126V39ZM129 38V37H128ZM127 38V39H128ZM168 38H166V40L168 39ZM186 38H188L187 40H186ZM157 39V38H156ZM123 40V41H122ZM166 40H164V42L166 41ZM29 41V45H28V42ZM115 41H117L118 42V40L116 39ZM120 41V40H119ZM171 41V40H170ZM172 41H171V43H172ZM221 41H230V42H237L238 44H239V46H241V49H236L237 47H236V45H235V48H232L233 47V45H232V47H229V46H224V45H222L223 43L221 42ZM128 42V41H127ZM126 42V43H127ZM164 42H160V44L162 45ZM55 43V42H54ZM57 43V42H56ZM114 43V42H113ZM125 43V42H124ZM157 43H158V41H157ZM156 43V44H157ZM166 43H167V41H166ZM171 43H170V45H171ZM220 43V44H219ZM22 44H24V43H22ZM22 44H20V45H22ZM159 44V43H158ZM169 44V43H168ZM175 44V43H174ZM228 44V43H227ZM35 48L37 47V45L35 46V44H32ZM59 45V44H58ZM113 45H117L116 47H119V46H121L120 44H116V43H114ZM112 45V46H113ZM119 45V46H118ZM128 45H130L131 46V43L129 44L128 43ZM155 45V44H154ZM164 45H165V43H164ZM52 46V45H51ZM54 46H56L57 47V44H55ZM53 46V47H54ZM60 46V45H59ZM129 46V47H130ZM134 46V45H133ZM158 46V45H157ZM50 47V46H49ZM56 47H54L55 49L54 50H56V52L58 53V51H59V49H57ZM128 47V48H129ZM166 47V46H165ZM169 47V46H168ZM59 48V47H58ZM114 48V47H113ZM113 48H110V49H113ZM143 48V47H142ZM163 48H164V46H163ZM10 49H12V48H10ZM40 49V48H39ZM38 49V50H39ZM48 49V48H47ZM50 49H52V48H50ZM49 49V51H52V50H50ZM120 49V48H119ZM143 49H145V48H143ZM150 49H152V47L150 48ZM157 50L158 51V48H155L154 47V50ZM161 49H162V47H161ZM160 49V50H161ZM165 49H167V48H165ZM4 50V49H3ZM8 50V49H7ZM7 50H6V53H8L7 52ZM38 50H36V52H38ZM154 50H153V53H154ZM5 51V50H4ZM42 51V52H41ZM45 51H48V50H45ZM44 51V52H45ZM48 51V54L50 53ZM114 51H115V48H114ZM163 51V50H162ZM161 51V52H162ZM167 51V50H166ZM35 52V53H36ZM112 52H113V50H112ZM160 52V53H161ZM164 52V51H163ZM162 52V53H163ZM173 52V51H172ZM171 52V53H172ZM173 52V53H174ZM224 52V51H223ZM11 53V55L13 54V52H11L10 50H9V54ZM34 53V52H33ZM40 53H43V50H40ZM56 53V54H57ZM115 53V52H114ZM113 53V54H114ZM153 53H152V51H151V55H153ZM8 54V55H9ZM44 54V53H43ZM42 54V55H43ZM46 54V53H45ZM55 54V53H54ZM59 54V55H58ZM57 55H58V57L61 55L60 54V52L58 53ZM112 54V53H111ZM155 54H156V51H155ZM154 54V55H155ZM7 55V56H8ZM11 55H9V56H11ZM30 55V54H29ZM36 55V54H35ZM34 55V56H35ZM38 55L40 56V54L38 53ZM41 55V57H43ZM157 55H159V53L157 54ZM156 55V56H157ZM161 55V54H160ZM221 55H225V52H224V54L222 53ZM221 55H220V57H221ZM8 56V57H9ZM31 56V55H30ZM38 56V57H39ZM156 56H155V58H156ZM3 57V56H2ZM1 57V58H2ZM4 57H5V55H4ZM32 57V56H31ZM31 57H30V61L29 62H31ZM45 57H47V55L45 56ZM44 57V58H45ZM55 57V56H54ZM63 60H65V58H63L62 57V55L60 56ZM59 57V58H60ZM151 57H153L154 58V56H151ZM158 57V56H157ZM161 58H162V55L160 56ZM219 57V58H220ZM226 57V56H225ZM0 58V59H1ZM21 58V57H20ZM23 58V57H22ZM32 58H34V57H32ZM43 58V60H49L48 58L47 59H44ZM56 58H57V56H56ZM159 58V57H158ZM164 58V57H163ZM223 59H226V58H224V57H222ZM221 58V59H222ZM5 59H6V57H5ZM10 59H13L14 60V58H10ZM16 59V58H15ZM36 59H37V57L35 58V59H32V60H34V62L33 63H35V61H36ZM40 58H38V60H39ZM2 60V59H1ZM3 60H4V58H3ZM13 60L11 61L12 62V64H14V63H16V62H13ZM19 60H21V59H19ZM23 60H24V58H23ZM22 60V61H23ZM41 60H42V58H41ZM53 60H54V58H53ZM52 59H51V61H53ZM59 60V59H58ZM68 60V59H67ZM155 60V59H154ZM153 60V61H154ZM163 60V59H162ZM227 60V59H226ZM235 60V59H234ZM10 61V60H9ZM15 61H17V60H15ZM26 61V60H25ZM50 61V60H49ZM48 61V62H49ZM66 61V60H65ZM63 62V63H66V62ZM215 61V63H213ZM223 61V60H222ZM229 60H227V62H228ZM1 62V61H0ZM20 63H21V61H19ZM28 62V61H27ZM29 62H28V65H29ZM37 62V61H36ZM39 62V61H38ZM37 62V63H38ZM40 62H43V61H40ZM57 62H60V61H57ZM57 62H56V65H57ZM73 63H74V61H72ZM162 62H161V65H162ZM224 62V61H223ZM222 62V63H223ZM240 62V61H239ZM239 62H238V64H239ZM241 62V63H242ZM24 64H27V63H25V62H23ZM61 63V62H60ZM59 63V64H60ZM213 63V64H212ZM225 63V62H224ZM230 63V62H229ZM0 64H2V63H0ZM4 64H5V62H4ZM3 64V65H4ZM6 64H7V61H6ZM12 64H9V65H11V68H12ZM32 64V63H31ZM47 64V63H46ZM52 64H53V62H52ZM55 64V63H54ZM58 64V65H59ZM159 65H160V63H158ZM218 64V63H217ZM232 64V63H231ZM8 65V64H7ZM7 65H6V68H7ZM16 65H18V64H16ZM16 65H14V67L16 66ZM25 66V67H27V68H31V66ZM33 65V64H32ZM41 65H42V63H41ZM48 65H50L49 63H48ZM56 65H55V67H56ZM57 65V67H56V69L59 67ZM235 65H236V63H235ZM242 65V64H241ZM33 66H35V65H33ZM43 66V65H42ZM51 66V65H50ZM54 66V65H53ZM219 67H221L222 69H223V67L221 66V65H218ZM0 67H1V65H0ZM13 67V68H14ZM17 67V66H16ZM20 67V66H19ZM18 67V68H19ZM22 67H24V66H22ZM24 67V68H25ZM39 67H41V66H39ZM48 67V69L50 70V68H49V66H47ZM54 67V68H55ZM163 68V70L162 71H165V69L166 68ZM217 67V66H216ZM2 68V67H1ZM24 68L22 69V70H24ZM26 68V69H27ZM29 68V69H30ZM53 68V67H52ZM159 68H161L160 66H159ZM168 68V69H169ZM7 69H9V68H7ZM154 68L152 67V69H151V72H152V70H153ZM162 69V68H161ZM161 69H159V72H160V70ZM213 69V68H212ZM218 69V68H217ZM18 70L19 69H16L15 68V71H17V73H18ZM28 70V69H27ZM52 70H54V69H52ZM167 70V69H166ZM224 70H225V68H224ZM4 71H5V67H4ZM7 71V70H6ZM5 71V72H6ZM13 71H14V69H13ZM26 71V70H25ZM25 71L23 72V73H21L20 71H19V74L21 73V74H26V78L25 77H23V78H25V79H30L29 78V76H28V74H27V72L25 73ZM28 71H30V70H28ZM168 71V70H167ZM169 71H170V69H169ZM169 71H168V74H169ZM211 71V70H210ZM218 71H220V70H218ZM150 71H149V75H150V73H151ZM159 72H158V75H159ZM212 72H213V70H212ZM212 72H210V73H212ZM222 72V71H221ZM9 73H10V76H14L15 74H13L12 73V71H10V69H9ZM259 73V72H258ZM2 74H3V71L2 70H0V77L2 76ZM12 74V75H11ZM18 74V75H19ZM30 74H31V72H30ZM151 74H153L154 75V73H151ZM164 74V75H163ZM160 73V75L162 76L161 78V80H163V76L165 77H167V74L165 75V73ZM214 74V73H213ZM242 74H244V73H242ZM9 75V74H8ZM152 75V76H153ZM210 75V74H209ZM212 75V74H211ZM211 75H210V82H211ZM215 75V74H214ZM213 75V76H214ZM220 75V74H219ZM223 75V74H222ZM222 75H221V78H223L222 77ZM5 76V75H4ZM12 76V77H13ZM25 76V75H24ZM42 76H45V75H42L41 74V77ZM47 76V75H46ZM132 76V75H131ZM246 76V75H245ZM243 77V83L241 84V92L239 93V96H242L243 95V91H244V89H245V87L247 86V84L251 81L250 79L249 80H247V78L246 77ZM261 76V75H260ZM259 76V77H260ZM9 77V76H8ZM15 77V76H14ZM13 77V78H14ZM19 77V76H18ZM40 77V78H41ZM132 77H134V76H132ZM151 77V76H150ZM154 77V76H153ZM169 77H170V75H169ZM5 78H6V76H5ZM12 78V79H13ZM19 78H21V75H20V77ZM135 78V77H134ZM133 78V79H134ZM152 78V77H151ZM171 78V77H170ZM209 78V77H208ZM207 78V79H208ZM215 78V77H214ZM220 78V77H219ZM220 78V79H221ZM224 78H226V77H224ZM249 78V77H248ZM261 78V77H260ZM259 78V79H260ZM264 78V77H263ZM3 79V78H2ZM11 79V80H12ZM14 79H16V78H14ZM33 78H32V76H31V79H30V81L32 80ZM41 79H44V78H41ZM47 79H49L48 77H47ZM67 79V78H66ZM137 80H136V82L138 81V79H139V77H137L136 78ZM216 79V78H215ZM252 79V78H251ZM17 80L18 79H16V84H17ZM44 80H46V77H45V79ZM63 80L65 81V79H64V77H63ZM62 80V81H63ZM146 80V79H145ZM152 80V79H151ZM151 80H149V81H151ZM160 79H159V81L161 82V84L163 85V83H162V81H161ZM166 80V79H165ZM165 80H163V81H165ZM217 81H218V79H216ZM216 80H213V81H216ZM225 80V79H224ZM253 80V79H252ZM5 81V80H4ZM13 81V80H12ZM19 81V80H18ZM21 81H23V79L21 78V80H20V82ZM25 81V80H24ZM24 81L22 82V83H24ZM27 81V80H26ZM29 81V82H30ZM39 81V80H38ZM47 81V80H46ZM62 82V83H65V82ZM139 81H142V78H141V80H139ZM147 81V80H146ZM148 81V83H151V82H154V80L153 81H151V82H149ZM217 81H216V83H217ZM259 81V80H258ZM257 81V82H258ZM6 82H8V81H6ZM9 82H10V80H9ZM9 82H8V84H9ZM31 82H33V81H31ZM30 82V83H31ZM37 82V81H36ZM36 82H35V84H36ZM42 83H38L37 85H45L44 84V82H43V80L41 81ZM135 82V81H134ZM226 82V81H225ZM260 82V81H259ZM1 83V82H0ZM5 83V82H4ZM22 83H20V85L22 84ZM29 83V84H30ZM49 83V82H48ZM61 83V84H62ZM139 83V82H138ZM142 83V82H141ZM173 83V84H172ZM213 83V82H212ZM252 83V82H251ZM254 83V82H253ZM256 83V82H255ZM7 84V83H6ZM19 84V83H18ZM25 84H27V82L25 83ZM28 84V87L30 86ZM35 84H33V85H35ZM123 84V83H122ZM122 84H119L118 83V85L120 86V85H122ZM166 84H168V83H166ZM12 85H13V83H12ZM37 85H35L36 86V90L35 91H37V92H39V90L40 89H37L38 87H37ZM47 85V84H46ZM46 85H45V87H46ZM125 85V84H124ZM135 85V84H134ZM152 86V84H147V86ZM161 85V86H162ZM209 85H212L211 83L209 84ZM257 85V84H256ZM8 86V85H7ZM5 86L3 83H2V85L0 84V129L1 128H3V129H9V126L7 125L10 121L12 122V125H14V127H13V129L16 131L18 128V126H20L21 124H20V121L22 120H25L26 121V118L30 115L31 116V118H32V116H33V119L35 120L36 119V121H37V118H34V116H35V114H37V113H32V111H31V113H21L20 115L21 116H19V113H18V111L17 112H15V111H10V109L12 108L11 107V105H10V107L11 108H9V103H8V100H10L11 99V101H12V99L14 98V99H17V96H21V98L23 97L22 95H18V93L16 94V92H14L15 93V95L16 96H14L13 97V95L14 94H12L13 93V90H14V88H10V86ZM32 86V85H31ZM30 86V87H31ZM129 86V87H128ZM136 86V85H135ZM214 86H215V83H214ZM248 86H249V84H248ZM15 87V86H14ZM16 87H17V85H16ZM15 87V88H16ZM34 86H32V88H33ZM42 87V86H41ZM41 87H39V88H41ZM44 87V86H43ZM121 87V86H120ZM133 85H132V87H130V85L128 84L127 85V87L126 88H124V86H123V88L124 89H133ZM154 87V86H153ZM164 87H168V86H165L164 85ZM169 87H171V86H169ZM207 87V86H206ZM253 87H254V84H253ZM258 87V86H257ZM23 88V86L21 87V88H18L19 89V91H20V89L21 90H25L26 89V85H25V87H24V89H22ZM31 88V90H34L35 88H33L32 89ZM48 88V87H47ZM53 88V87H52ZM136 88V87H135ZM134 88V89H135ZM148 88V87H147ZM209 88H211L210 86H209ZM214 88V87H213ZM255 88H256V86H255ZM44 89V88H43ZM43 89H41V90H43ZM131 89V90H132ZM137 89V88H136ZM166 89H168V88H166ZM174 89V88H173ZM176 89H174V90H176ZM208 89V88H207ZM218 89V85H217V87L215 88V95H216V90ZM220 89V88H219ZM250 89V88H249ZM253 89V88H252ZM258 89V88H257ZM15 90H17V89H15ZM14 90V91H15ZM27 90V89H26ZM25 90V91H26ZM29 91H30V89H28ZM130 90V91H131ZM147 90H149V92L152 90H150V88H148ZM155 90V89H154ZM153 90V91H154ZM157 90H158V88H157ZM164 90V89H163ZM213 90V89H212ZM243 90V91H242ZM18 91V90H17ZM24 91V93H26ZM129 91V92H130ZM134 91V90H133ZM131 92V93H133V96L132 97H134V92ZM152 91V92H153ZM221 91V90H220ZM21 92V91H20ZM19 92V93H20ZM23 92V91H22ZM34 91H32V93H33ZM135 92H138V91H136L135 90ZM152 92H151V94H152ZM164 92V91H163ZM166 92H167V90H166ZM171 92H172V90L170 91V94H171ZM253 92V91H252ZM27 93H28V91H27ZM30 93V92H29ZM28 93V94H29ZM35 93V92H34ZM33 93V94H34ZM139 93H140V91H139ZM155 93H156V90H155ZM168 93H169V91H168ZM173 93V92H172ZM38 94V93H37ZM130 94V93H129ZM137 94V93H136ZM162 94V93H161ZM164 94V93H163ZM166 94V93H165ZM164 94V95H165ZM206 94H208V93H206ZM212 94H214L213 93V91H212ZM217 94H218V92H217ZM219 94H220V92H219ZM249 94V93H248ZM255 94V93H254ZM30 95H31V93H30ZM150 95V94H149ZM153 95H154V92H153ZM152 95V96H153ZM209 95H210V93H209ZM246 95V94H245ZM167 96H170V95H167ZM175 96H177V95H175ZM216 96H218V95H216ZM255 96V95H254ZM16 97V98H15ZM28 97V96H27ZM160 97H161V95H160ZM207 97H208V95H207ZM207 97H205V98H207ZM210 97H211V95H210ZM244 97H246V96H244ZM249 97H251V96H249ZM258 97V96H257ZM25 98V97H24ZM33 98H34V96H33ZM118 98V97H117ZM136 98V97H135ZM138 98V97H137ZM153 98V97H152ZM213 98H214V96H213ZM216 98H218V97H216ZM216 98H214V103H215V101H217L218 102V99L216 100ZM252 98V97H251ZM18 99H20V97H18ZM49 99V98H48ZM121 99V98H120ZM170 99H173V101H174V98H170ZM258 99H260L259 97L257 98V100ZM26 100L27 99H25V102H26ZM29 100V99H28ZM28 100H27V104L28 105H31V104H29L30 102H28ZM31 100H34V99H31ZM30 100V101H31ZM35 100H37V99H35ZM34 100V101H35ZM117 100H119V98L117 99ZM152 100V99H151ZM207 100V99H206ZM205 100V101H206ZM237 100V99H236ZM24 100H20V103H25V102H23ZM51 101V100H50ZM166 101H169V103H171L172 101H170L169 99L168 100H166ZM165 101V102H166ZM178 101L176 102V103H178ZM14 102H15V100H14ZM33 102V101H32ZM36 102V101H35ZM160 102V104H161V100L159 101V99H157V103H159ZM164 102V103H165ZM209 102H211V99L209 100ZM208 102V103H209ZM235 101H233V103H234ZM253 102V101H252ZM13 103V102H12ZM24 104V105H27V104ZM167 104H168V102H166ZM173 103V102H172ZM208 103H204L205 105H209ZM219 103H222V102H219ZM22 104L20 105L19 104V102L17 103L16 102V105H19L20 107L22 106ZM159 104V105H160ZM175 104V103H174ZM216 104H218V103H216ZM230 104H231V102H230ZM236 104V103H235ZM23 105V106H24ZM28 105L26 106V108L28 107ZM33 105H35L36 107L38 106V105H36V103L35 104H33ZM55 105V104H54ZM161 105H163V106H166L165 104H163V102H162V104ZM169 105V104H168ZM172 105V104H171ZM205 105H202V106H205ZM212 105H213V103L212 104H210L209 106H211L212 107ZM220 105V104H219ZM229 105V104H228ZM13 106H14V104H13ZM18 106V107H19ZM32 106V105H31ZM125 106V105H124ZM123 106V107H124ZM216 106V105H215ZM215 106H213L212 108H214ZM18 107H16V108H18ZM20 107H19V109H20ZM25 107V106H24ZM23 107V108H24ZM128 107V106H127ZM126 107V108H127ZM153 107V106H152ZM160 107V106H159ZM173 107V106H172ZM174 107H175V105H174ZM236 107V106H235ZM32 107H30V109H31ZM33 108H35V107H33ZM32 108V109H33ZM39 107H37L36 109H38ZM58 108V107H57ZM154 108H155V104H154ZM164 108V107H163ZM167 108V109H166ZM169 108H170V106H169ZM176 108V107H175ZM203 108V107H202ZM206 108V107H205ZM221 108H223L222 106H221ZM13 109H15V108H13ZM25 109V108H24ZM28 109H29V107H28ZM31 109V110H32ZM48 109H50L49 107L46 109V110H48ZM60 108H58L57 110L56 109H54V111L57 113V111L59 110ZM161 109H162V107H161ZM184 109V110H183ZM208 109H209V107H208ZM219 109H220V106H219ZM230 109V108H229ZM237 109V108H236ZM35 110V109H34ZM39 110V109H38ZM45 110V109H44ZM44 110L43 111H41V112H44ZM159 110H160V108H159ZM163 110V109H162ZM165 110H166V112H167V110H168V112H167V114L169 113V109H168V107H165ZM179 110V109H178ZM189 110V109H188ZM187 110V111H188ZM203 110V109H202ZM213 110V109H212ZM217 110V109H216ZM221 110H223V109H221ZM232 110V109H231ZM9 111V112H8ZM20 111H22V110H20ZM23 111H25V110H23ZM27 111V110H26ZM25 111V112H26ZM36 112H37V110H35ZM40 111V110H39ZM49 111V110H48ZM53 111V112H54ZM161 111V110H160ZM171 111H172V108H170V113H171ZM173 111L177 114V110L176 109H174L173 108ZM172 111V113L174 114V112ZM181 110H179V113L178 114H181V112H180ZM189 111H191V110H189ZM188 111V112H189ZM207 110H205V114L207 113L206 112ZM28 112V111H27ZM30 112V111H29ZM55 112H54V114H55ZM59 112H61L62 114H64V112H62V110L60 109V111ZM58 112V113H59ZM103 112V111H102ZM182 112V113H183ZM187 112V113H188ZM204 112V111H203ZM216 112H218V111H216ZM236 112H237V110H236ZM236 112H234V113H236ZM40 113V112H39ZM39 113L37 114V115H39ZM48 113H52L51 111L50 112H48ZM48 113H47V116H48ZM57 113V114H58ZM100 113V112H99ZM160 113V112H159ZM161 113H162V111H161ZM160 113V114H161ZM185 113V112H184ZM190 113H192V111L190 112ZM219 113H222V111L221 112H219ZM231 113H233V110H232V112ZM46 114V113H45ZM60 114V113H59ZM61 114V116H64V115H62ZM101 114V113H100ZM164 114H165V112H164ZM175 114V115H176ZM177 114V115H178ZM193 114V113H192ZM212 114H213V112H212ZM223 114V113H222ZM42 114H40V119H41V116ZM53 115V114H52ZM102 115H105V114H103L102 113ZM183 115V114H182ZM181 115V116H182ZM185 115V114H184ZM187 115V114H186ZM204 115V114H203ZM208 115H210V113L208 114ZM216 115V114H215ZM233 115V114H232ZM235 115V114H234ZM233 115V116H234ZM55 116H56V114H55ZM161 116H162V114H161ZM192 116V115H191ZM214 116V115H213ZM213 116H211L210 115V117H212L213 119L212 120H214V118L215 117H213ZM26 117V118H25ZM35 117H37V116H35ZM44 117V116H43ZM58 117H60V116H58ZM101 119H103L102 117H101V115L99 116ZM143 117V116H142ZM144 117H145V115H144ZM148 117H150V116H147V118ZM166 117H167V115H166ZM176 117V116H175ZM179 118L178 119H180V116H178ZM185 117V116H184ZM187 117H189L188 115H187ZM204 116H202L201 117V119L200 120H205V118H203ZM206 117H207V114H206ZM209 117V116H208ZM208 117H207V119H208ZM231 117V116H230ZM239 117V116H238ZM29 118V117H28ZM47 118L48 117H45V119L47 120ZM50 118H51V115H50ZM152 116L150 117V119L148 118L147 119V121L149 120H151V121H153L154 123H155V121H154V119L152 120ZM163 118V117H162ZM168 118V117H167ZM182 119H183V117H181ZM186 118V117H185ZM203 118V119H202ZM218 118V117H217ZM222 118V117H221ZM232 118H234V117H232ZM235 118H236V116H235ZM32 119V120H33ZM44 119V118H43ZM42 119V120H43ZM44 119V120H45ZM52 119V118H51ZM50 119V120H51ZM100 119V120H101ZM163 119H165L166 120V118H163ZM177 119V118H176ZM187 119V118H186ZM237 119V118H236ZM28 120V119H27ZM33 120V121H34ZM38 120H39V117H38ZM42 120H41V122H42ZM130 120V119H129ZM184 120V119H183ZM182 120V121H183ZM5 121H9L8 123H6ZM21 121V122H22ZM35 121V122H36ZM148 121V122H149ZM160 121V120H159ZM168 121V120H167ZM171 121H172V119H171ZM175 121V120H174ZM6 124H5V123ZM28 122H30V121H27L26 123H28ZM32 122V121H31ZM47 122L49 123V120H47ZM76 122V121H75ZM128 121H126V123H127ZM145 122V121H144ZM163 122V121H162ZM14 123V124H13ZM25 123V124H26ZM34 123V122H33ZM33 123H31V125H33ZM37 123V122H36ZM35 123V126L37 125ZM44 123V122H43ZM42 123V124H43ZM54 123V122H53ZM62 123H63V121H62ZM61 123V124H62ZM68 123V122H67ZM173 123V122H172ZM171 123V124H172ZM175 123H176V121H175ZM178 123H180L179 121H178ZM184 123V122H183ZM183 123L181 124L182 125V128L181 127H179V128H181L182 130H180V131H183V128H185V127H183L184 125H185V123H184V125H183ZM199 123V124H200ZM40 124V123H39ZM51 124H52V122H51ZM64 124H65V121H64ZM75 124V123H74ZM76 124H77V122H76ZM147 125H148V123H146ZM145 124V125H146ZM152 124V123H151ZM166 124V123H165ZM164 124V125H165ZM180 124H178L179 126H180ZM186 124V125H187ZM198 124V125H199ZM5 125H7L8 126V128H4L5 127ZM23 125H24V121H23ZM48 125H50V124H47V126ZM73 125V124H72ZM71 125V126H72ZM127 125H129V124H127ZM142 125H143V123H142ZM145 125L144 126H142V128H144L145 127ZM146 125V126H147ZM150 125V124H149ZM148 125V126H149ZM161 125V124H160ZM163 125V124H162ZM163 125V127L166 129V125L164 126ZM168 126H169V124H167ZM197 125V126H198ZM6 126V127H7ZM11 126V125H10ZM26 126V125H25ZM39 126V125H38ZM41 126V125H40ZM40 126H39V129H40ZM43 127H45L46 126V123H45V125H42ZM46 126V127H47ZM52 126V125H51ZM65 126H67V125H65ZM70 126V125H69ZM133 126H135V125H133ZM153 126V125H152ZM167 126V127H168ZM172 126H175L176 127V124L175 125H172ZM194 126V127H193ZM55 126H53L52 128H54ZM188 127V126H187ZM200 127V128H201ZM17 128V129H16ZM27 128V126L24 128V130ZM29 128H30V125H29ZM36 128V127H35ZM49 128H50V126H49ZM51 128V129H52ZM129 128H131V132H132V130L134 129L135 131H137V128L136 127H132V125H130V127ZM162 129V133H166V132H163V131H165V129ZM171 127H169V130H171L170 129ZM177 128H178V126H177ZM198 128H199V126H198ZM3 129H2V133L4 132L3 131ZM12 129V128H11ZM10 129V130H11ZM13 129L11 130V131H9V130H7V131H9L8 133H9V135H13V134H15V136H13V137H18V135L16 134L17 132H15L14 131V133L13 134H11L10 132H13ZM20 129H22L23 130V128H22V126H21V128ZM30 129H33V127H31ZM29 129V132L31 131ZM45 129V128H44ZM148 129V128H147ZM187 129V128H186ZM6 130H5V132H6ZM33 130H35V129H33ZM38 130V129H37ZM37 130H35V131H37ZM41 130V129H40ZM39 130V131H40ZM42 130H43V128H42ZM46 130H47V132L49 131V129H45L44 131V133H45V138L48 136L47 134H46ZM76 130H78V129H76ZM133 130V131H134ZM141 130H143L144 132L146 131L145 129H141ZM154 130V129H153ZM166 130H168V129H166ZM179 130V129H178ZM200 130V129H199ZM52 131V130H51ZM69 131V130H68ZM67 131V132H68ZM119 131V130H118ZM128 130H126V131H123L124 133L125 132H127ZM174 131H175V129H174V127H173V131H172V134H173V136H175V134H174ZM180 131H179V133L178 134H180ZM4 132V133H5ZM20 133L22 132V131H19ZM24 132V131H23ZM22 132V133H23ZM55 132V131H54ZM53 132V133H54ZM65 132H66V130H65ZM75 132V131H74ZM78 132V131H77ZM130 132V131H129ZM129 132H127V135H126V137L127 136H129V137H131V132L129 133ZM153 132V131H152ZM171 131H167V134L168 133H170ZM197 132V131H196ZM225 132V131H224ZM7 133V134H8ZM27 132L25 131V134H26ZM37 133V132H36ZM124 133H123V135H124ZM134 133V132H133ZM183 133H185V130H184V132ZM188 133V132H187ZM28 134V133H27ZM26 134V135H27ZM33 134H34V131H33ZM38 134V133H37ZM39 134H41V133H39ZM42 134H43V132H42ZM49 134V133H48ZM68 134V133H67ZM72 133H70V135H71ZM75 134H76V132H75ZM75 134H73L74 136H75ZM78 134H80L79 132H78ZM77 134V135H78ZM126 134V133H125ZM128 134H130V135H128ZM135 134H137L136 132L134 133V138H136V136H135ZM144 134H146V133H144ZM153 134V133H152ZM176 134H177V132H176ZM207 134V133H206ZM241 134V133H240ZM17 135V136H16ZM30 135V134H29ZM76 135V136H77ZM123 135H121V136H123ZM165 135V134H164ZM169 135V134H168ZM167 135V136H168ZM171 135V134H170ZM169 135V136H170ZM183 135V134H182ZM185 135V134H184ZM183 135V136H184ZM193 135V136H192ZM226 136H227V134H225ZM224 135V136H225ZM79 136V135H78ZM150 136V135H149ZM166 136V135H165ZM164 136V137H165ZM180 136V135H179ZM183 136H180L181 138L183 137ZM191 136L193 137V139H191ZM6 137L8 138V135H6ZM6 137H5V139H6ZM11 137V136H10ZM128 137V138H129ZM145 137H146V135H145ZM163 137V138H164ZM206 137V136H205ZM239 137H241V136H239ZM1 138H4L3 137V135H1ZM16 138H15V140H16ZM18 138H20V137H18ZM131 138H133V136L131 137ZM133 138V139H134ZM148 138H150V137H148ZM177 138V137H176ZM185 138V137H184ZM226 138V137H225ZM242 139H240L239 141H237V142H241L242 143V145L240 144L239 145V147L241 146V148H239V147H233V145H235V143H229V144H227V145H229L228 147V149H231L232 151H235L237 154H239V155H236V156H233V157H231L232 159H234V160H236V162H239V164L241 165H244V167H242V168H240V169H238V172H236V176H235V178H231V183H230V185L228 186V184L227 185H225V184H223V183H221V184H223V185H212L215 189H217V193H219V194H217L216 192H214V193H216L217 194V196L215 195L214 197H218V195L219 196H221L220 194H223L224 193V190H223V186L224 187H227L226 189V191L227 192H225L224 194H223V197L224 198H222V200H221V202H220V204L217 202L218 200H219V197H218V199L217 200H215V198L212 200V201H208V204L205 206V207H203V208H201V206H198V208H196V210L194 211V212H190L189 213V209L188 210H186V214L184 213V215H180L181 217L176 221L175 219H173L172 217V220H170L169 219V217H165V215H166V213L165 214H163L164 213V210L162 211V214L163 215H161V214H159L160 213V211H159V213H156V214H159L160 216H163V217H165L166 219H165V221H167V223H165L163 226H162V224H163V222L160 220V218H159V222H162V224H159L158 223V221H157V223L159 224V226L161 225L162 227H161V230H160V227H159V230L161 231V233L160 232H156V231H154V232H156V233H158V234H154L152 231H153V229H152V231H151V233H149V234H154L155 235V237L158 235V239H154L153 237V239H154V241H152V239H149L148 238V234L146 235V232H145V230L147 229V232H149V230H148V227L146 228V227H144L145 228V230L143 231V229L144 228H140V225H138V222L136 221V224H135V226L136 225H138L136 228H140L142 231H140V229H135L134 230V228L133 229H131V230H125V228H123L124 229V232H121V230L119 231L118 229L120 228H118V227H116V226H114V225H112V223H111V218H113L114 217V215H113V217L111 216V214H110V217L111 218H109V220H110V222H108L103 216H105L106 214H104L103 216L102 215H100L101 213H100V211H101V209H100V211L99 212H97V209L96 210H94L93 209V207L90 205V204H86L84 201H81L82 200V198L79 196V195H81V190H77V191H79V195H78V193L76 194V193H73V192H71V193H68L69 191H71V188H73V187H71V188H69L70 190L68 191V192H63V193H58L57 191H56V189H55V187L53 188V187H40L38 190H36V191H34V190H29V189H27V187H25L23 184H21V183H19V179H18V172H16L14 169H10V168H7V172H8V175H9V177H7V178H4V176H5V174H4V172H5V168H4V166H2V164H0V264H264V172L262 171V168L264 167V161L262 162L263 164V167H261L260 165H258V164H254L253 166H249V165H246V163H248V161L249 160H255V159H257V158H259V157H261L260 155H259V153L258 152H262V151H264V132H256V133H254L253 135H248V134H243L242 133V137H241ZM9 139H11V138H9ZM130 139V138H129ZM145 139V138H144ZM178 139V138H177ZM180 139V138H179ZM175 140V138H174V140L176 141V143L178 142L179 143V141L180 140ZM227 139H229V138H226V140ZM74 140H75V138L73 139V141H72V143H74ZM171 140V139H170ZM169 140V141H170ZM173 140V139H172ZM182 140V139H181ZM206 140V141H205ZM225 140V141H226ZM134 141V140H133ZM149 141V143H150V141H151V139L150 140H148ZM152 141H154V140H152ZM151 141V142H152ZM164 141H166V140H164ZM182 141H184V139L182 140ZM228 141H230V140H228ZM228 141H226V142H228ZM231 141H232V139H231ZM110 142H113L112 140L110 141ZM115 142V141H114ZM114 142H113V144H114ZM163 142V141H162ZM171 143H168L167 141H166V143H165V145H168L167 147H169V148H167V152L164 150L163 151V146L161 147L162 148V150H160V151H162V152H166V153H164V154H167V153H169V151H171L170 150V148H172L173 149V147H170L169 146V144H172L173 146H175L176 145V143L175 142H172V141H170ZM234 142H236V141H234ZM116 143V142H115ZM117 143H119V142H117ZM173 143H175V144H173ZM183 143V142H182ZM216 143V142H215ZM224 143V142H223ZM239 143H236V144H239ZM122 144V143H121ZM157 143H154V145H156ZM180 144V143H179ZM189 144V145H190ZM220 144V143H219ZM150 145V148H151V144H148V146ZM158 145V144H157ZM156 145V146H157ZM186 145H188V144H186ZM221 145V144H220ZM118 146V145H117ZM177 146V145H176ZM180 146V145H179ZM181 146H184L185 148H186V146L185 145H181ZM190 146H192V145H190ZM215 146H217V145H215ZM237 146V145H236ZM120 147V146H119ZM193 147V146H192ZM227 146H225L224 148H226ZM249 148H253L254 150H256V155L254 154L253 156H248V154H246V152H247V150L249 149ZM159 149V148H158ZM165 149V148H164ZM169 149V150H168ZM178 149H180V148H178ZM178 149H176L177 150V152H178ZM181 149H184V148H182L181 147ZM15 150V149H14ZM119 150V149H118ZM174 150H175V148H174ZM174 150H172L171 152L173 153V151ZM176 150H175V152H176ZM194 150V149H193ZM1 151V150H0ZM120 151H121V147H120ZM184 151V150H183ZM186 151V150H185ZM186 151V152H187ZM192 151V150H191ZM228 151V150H227ZM69 152V151H68ZM116 152V151H115ZM180 152V151H179ZM179 152L177 153V154H179ZM234 152V153H235ZM117 153H118V151H117ZM116 153V154H117ZM181 153H183V152H181ZM181 153H180V155L179 156H181ZM188 153H185L186 155H188ZM230 153V152H229ZM248 153H249V150H248ZM251 153V152H250ZM92 154H94V152H92ZM116 154H114V155H116ZM123 154V153H122ZM121 154V155H122ZM174 154V153H173ZM192 154H194V153H192ZM199 154V155H200ZM120 154H118V156H119ZM170 155V154H169ZM175 155H176V153H175ZM185 155V156H186ZM233 155V154H232ZM251 155V154H250ZM0 156L2 157L3 156V152H0ZM172 156V155H171ZM170 156V157H171ZM177 157H178V155H176ZM176 156H175V158H176ZM182 156H183V154H182ZM163 157H164V155H163ZM173 157H174V155H173ZM120 158V157H119ZM119 158H118V161H119ZM124 158H126V157H124ZM124 158H123V160L122 161H124ZM129 158V157H128ZM179 158H181V157H179ZM184 158V157H183ZM127 159V158H126ZM151 158H149V160H150ZM153 159V158H152ZM164 159V158H163ZM168 159V158H167ZM166 159V161H168L169 162V160H167ZM171 159H172V157H171ZM174 159V158H173ZM186 159V158H185ZM188 159V158H187ZM228 159H230V158H228ZM1 160V159H0ZM83 160V159H82ZM85 160V159H84ZM98 160H100V159H97L96 161L98 162ZM103 160V159H102ZM102 160H101V162H102ZM155 161H156V159H154ZM154 160H153V162L152 163H154L155 164V162H154ZM176 159H174V161L172 160V163L174 162V165L171 163V161L169 162V164L171 165L172 164V167H174L175 166V163H176V161H175ZM184 160V159H183ZM189 160V159H188ZM187 160V161H188ZM126 161V160H125ZM150 161H152V160H150ZM165 161V160H164ZM164 162V163H162L161 164V166H158V167H162V165H163V168H165L166 167V164H167V162ZM192 161V160H191ZM200 161H202V160H200ZM3 162V161H2ZM5 162V161H4ZM114 162V161H113ZM126 162H128V161H126ZM162 162V160H160V161H158L157 162V164L158 163H161ZM177 162H178V160H177ZM182 161H179L178 163H181ZM186 162V161H185ZM194 162H191V164L193 163V165H195L194 164ZM203 162H205V161H203ZM206 162V163H207ZM254 162H256V161H254ZM259 162V161H258ZM95 163V161L93 162V164ZM105 163H108L107 161L105 162ZM104 162H102V163H100V161H99V164H105ZM115 163H116V161H115ZM119 163V162H118ZM144 163V162H143ZM183 163H184V161H183ZM188 163H189V165H190V161H188ZM187 163V164H188ZM250 163V162H249ZM252 163V162H251ZM92 164V165H93ZM98 163L96 164L95 163V165H96V167L99 165ZM109 164H110V162H109ZM123 163H120L119 165H122ZM127 164H129V162L127 163ZM140 164H142V162L140 163ZM147 164V163H146ZM148 164L150 165V163L148 162ZM154 164H152V167L154 168ZM157 164H156V166H157ZM169 164H168V168H166V170H168L169 169V171H170V168H169ZM4 165V164H3ZM5 165H7V164H5ZM82 165V164H81ZM92 165H88V166H92ZM112 165H114V163L112 164ZM129 165H132V164H129ZM128 165V166H129ZM164 165H165V167H164ZM178 165V164H177ZM180 165V164H179ZM184 165V164H183ZM186 165V164H185ZM193 165L191 166V167H193ZM198 165H196V166H198ZM94 166V165H93ZM106 166V165H105ZM104 166V167H105ZM117 165H115L114 167H116ZM125 166V165H124ZM134 165H132L131 167H133ZM143 166V165H142ZM145 166V165H144ZM147 166V165H146ZM151 166V165H150ZM155 166V167H156ZM188 166V165H187ZM187 166H185L184 167V169L187 167ZM104 167H101V169L102 168H104ZM109 167V166H108ZM112 167V166H111ZM114 167H112V168H114ZM138 167H139V165H138ZM179 166H177L176 168H178ZM190 167V166H189ZM189 167H188V169H189ZM70 168H72L71 166H70ZM80 168V167H79ZM76 169V170H81V169ZM105 168H107V166L105 167ZM118 168V167H117ZM125 168H126V166H125ZM125 168H123V171H124V169ZM148 168H149V166H148ZM151 168V167H150ZM153 168H151L152 170H153ZM162 168V169H163ZM193 168H196V167H193ZM89 169V168H88ZM94 169V168H93ZM96 169H98V168H96ZM114 169H116V168H114ZM114 169H112L111 171L113 172V173H116V171L114 172ZM127 169H128V167H127ZM127 169H126V171H127ZM132 169V168H131ZM136 170V168H133V170ZM140 169V172H142V169H145V167H143V168H139ZM139 169H137V170H139ZM150 169V170H151ZM183 169V170H184ZM191 169V168H190ZM72 170H73V168H72ZM71 170V171H72ZM75 170V171H76ZM87 170V169H86ZM107 170H108V168H107ZM119 170V169H118ZM132 170V171H133ZM147 170V168L145 169V170H143V173L145 172ZM150 170H149V172H150ZM166 170H164V171H166ZM172 170H174V173L172 174V172H171V175L172 176H174V174L177 176L178 174H180V170H181V168H180V170H179V168L177 169L178 171H177V173H175V169H173L172 168ZM171 170V171H172ZM185 170H187V168L185 169ZM185 170H184V172H185ZM70 171V172H71ZM74 171V170H73ZM89 170H87V172H86V174L88 173V175H89V172H88ZM92 171V170H91ZM94 171H95V169H94ZM94 171H92L90 174H94ZM109 171V170H108ZM108 171L106 172V173H108ZM110 171V172H111ZM130 170H128V172H129ZM131 171V172H132ZM155 171V170H154ZM159 171H160V169H159ZM182 171V170H181ZM194 171V170H193ZM193 171H191V172H193ZM197 171V170H196ZM99 173H101L100 171H98ZM98 172H97V174H98ZM118 172V171H117ZM120 172H121V169H120ZM125 172V171H124ZM139 172V171H138ZM148 172V173H149ZM153 172V171H152ZM151 172V174H153ZM162 172V171H161ZM161 172H159V173H161ZM167 172V171H166ZM165 172V173H166ZM187 172H189V171H187ZM190 172V173H191ZM198 172V171H197ZM196 172V173H197ZM79 173H81V171L79 172ZM96 173V172H95ZM113 173L111 174V175H113ZM123 173V172H122ZM126 173V172H125ZM125 173L123 174V176H127V175H129V174H127V175H125ZM147 173V174H148ZM157 173H158V171H157ZM158 173V174H159ZM164 173V174H165ZM183 173V172H182ZM213 173V174H212ZM77 174V173H76ZM76 174H74V175H76ZM110 174V173H109ZM132 174V173H131ZM138 174V176H139V173H137ZM142 173H140V175H141ZM155 174H156V171H155ZM157 174V175H158ZM167 174V173H166ZM183 174H185V173H183ZM198 174H200V172L198 173ZM65 175V174H64ZM64 175L62 176V177H64ZM115 175V174H114ZM116 175H118L117 173H116ZM115 175V177H117ZM136 175V174H135ZM144 175H146V174H144ZM144 175H143V178L142 179H144ZM150 175V174H149ZM189 175V173L187 174V176ZM193 175H195L196 177L198 176V175H196L195 173H193ZM61 176V175H60ZM69 176V175H68ZM67 176V178H69ZM77 176H78V174H77ZM81 176V175H80ZM80 176H79V178H80ZM122 176V177H123ZM131 176V175H130ZM132 176H134V174L132 175ZM131 176V178H133ZM159 176H160V174H159ZM167 176V175H166ZM165 176V177H166ZM168 176H170L169 174H168ZM167 176V177H168ZM179 176V175H178ZM186 176V175H185ZM194 176V177H195ZM234 176V175H233ZM61 177V178H62ZM75 177V176H74ZM83 177V176H82ZM114 177V179H117V178H115ZM152 178L154 177V175L153 176H151ZM166 177V178H167ZM175 177V176H174ZM174 177H173V179H174ZM70 178H71V176H70ZM69 178V179H70ZM87 178V177H86ZM120 178V177H119ZM127 178V180H129L130 179V181H131V178L130 177H126ZM126 178H120V181L121 180H123L124 182H126ZM129 178V179H128ZM134 178H136V177H134ZM134 178H133V181H135L134 180ZM154 178H156V177H154ZM165 178V179H166ZM171 179H172V177H170ZM169 178V180H170V182L172 181L171 179ZM176 178V177H175ZM180 178H181V176H180ZM183 178H184V176H183ZM209 178H210V180H209ZM72 179H73V177H72ZM71 179V181H73ZM74 179H76V177L74 178ZM93 179H94V176H93ZM151 179V178H150ZM179 179V178H178ZM187 179H191V177L189 178H187L186 177V180ZM192 179H193V177H192ZM203 179H204V177H203ZM64 180V182H65V180H66V177H65V179H63ZM77 180V179H76ZM152 180V179H151ZM156 180L159 182V183H162L161 181H159L160 179L158 178H156ZM169 180H168V178H167V181L169 182ZM177 180V179H176ZM194 180V179H193ZM193 180H191L192 181V183H193ZM215 180V181H216ZM70 181V180H69ZM78 181V180H77ZM80 181H81V178H80ZM82 181H83V179H82ZM87 181H88V179H87ZM112 182H113V180H111ZM111 181H110V185H108L109 183H106V186L105 187H107V186H109V188H110V186L111 185H114L115 186V184L117 185V184H120V183H116L117 181H119V179L115 182V180H114V182L113 183H115V184H111ZM137 181V180H136ZM149 180H147V181H145V182H148ZM163 181H164V179H163ZM166 181V180H165ZM175 181V179L173 180V182ZM181 180H179L178 182L179 183H181L180 182ZM14 182V183H13ZM67 182H68V180H67ZM84 182V181H83ZM83 182H80V184H75L74 182V186H76V185H80V188H82L81 186V184H83L84 186L86 185V184H84ZM89 182V181H88ZM87 182V183H88ZM107 182H109V181H107ZM150 182V181H149ZM153 182V181H152ZM157 182V183H158ZM167 182V183H168ZM169 182V183H170ZM177 182V181H176ZM184 182V181H183ZM190 183L191 184V182L189 181V180H187L185 183H184V186H185V184L186 183ZM222 182V181H221ZM225 182H227V181H225ZM66 183V182H65ZM132 183V182H131ZM130 182H129V184H131ZM135 183V182H134ZM133 183V184H134ZM155 183V182H154ZM159 183H158V185H159ZM164 183H166V182H164ZM178 183V184H179ZM187 183V184H188ZM127 184V190H129V189H131L129 186H128V183L126 182L125 183V185ZM152 184V183H151ZM171 184V183H170ZM244 184H246V186H244ZM90 185V184H89ZM92 185V184H91ZM90 185V186H91ZM95 185H96V183H95ZM105 185V184H104ZM121 185V184H120ZM155 185V184H154ZM175 185H177V184H175ZM180 185V184H179ZM178 185V186H179ZM200 185V186H199ZM87 186H88V184H87ZM93 186H94V184H93ZM133 186H135V184L133 185ZM149 186V185H148ZM165 186H167V185H165ZM181 186H183V185H181ZM188 186V189L190 188L189 187V185H187ZM187 186H185V188L187 187ZM192 186V185H191ZM92 187V186H91ZM121 188H122V186H120ZM129 187V188H128ZM131 187H132V185H131ZM136 187V186H135ZM138 187V186H137ZM143 186H141V188H142ZM150 187H151V185H150ZM154 187V186H153ZM159 187H161V189H162V186H159ZM203 187V186H202ZM201 187V188H202ZM211 187V186H210ZM212 187V188H213ZM75 188H77V187H75ZM93 188H95V190L97 189V190H99V188H96V187H93ZM102 188H104V187H102ZM115 188V187H114ZM114 188H112V191H113V189ZM145 188V190H146V188L147 187H144ZM143 188V189H144ZM152 188V187H151ZM150 188V190H153V189H151ZM156 188H158V187H156ZM155 188V190H153V192L155 191H157V192H159L157 189ZM169 188V187H168ZM168 188H166V189H168ZM201 188H200V191H203V189L201 190ZM84 189V188H83ZM82 189V191L84 192V190H87V189H89V187L87 188V189H84L83 190ZM105 189V188H104ZM103 189V190H104ZM116 189H118L117 187H116ZM140 190L141 192L142 191H144V190ZM166 189H165V191H166ZM206 189V188H205ZM214 189V190H215ZM74 190V188L72 189V191ZM76 190V189H75ZM97 190H96V192H97ZM107 190V189H106ZM115 190V189H114ZM124 190H126V189H124ZM126 190V191H127ZM131 190H133V188L131 189ZM149 190V189H148ZM148 190H146V191H148ZM160 190V189H159ZM193 190V188L191 187V189H190V191H192ZM210 190V189H209ZM212 190V189H211ZM89 191V190H88ZM92 190H90L88 193L89 194H91L90 192H91ZM102 191V190H101ZM100 191V192H101ZM105 191V190H104ZM112 191H110V194L111 193H113ZM118 191V190H117ZM126 191H124V193H123V195L122 196H124L125 197V192ZM146 191H144L145 192V195H147V194H149V193H146ZM168 191V190H167ZM189 191V190H188ZM188 191H186V196H188L189 195V192ZM195 191H196V189H195ZM199 191V190H198ZM199 191V193L201 194V192ZM83 192H82V194H83ZM106 192V191H105ZM127 192H129V191H127ZM130 192H132V191H130ZM134 192V191H133ZM139 192V191H138ZM149 192V191H148ZM154 192V193H155ZM172 192V191H171ZM209 192H211V191H209ZM73 193V194H72ZM86 193V192H85ZM88 193H86V195L85 196H87L88 197V201H89V198H90V196L89 195H87ZM93 193H95L94 191L92 192V194ZM104 193V192H103ZM103 193H102V195H103ZM107 193V192H106ZM137 193V192H136ZM135 193V194H136ZM150 193H152L151 191H150ZM154 193L152 194V196L154 195ZM159 193H161V191L159 192ZM158 193V194H159ZM165 192H164V189H163V194H164ZM175 194H176V192H174ZM193 193V192H192ZM196 193L197 192H195L194 193V196H196ZM205 193V192H204ZM40 194V195H39ZM98 194V192L97 193H95V195H97ZM129 194V193H128ZM135 194H133L132 196H134ZM157 194V193H156ZM155 194V195H156ZM166 194V195H165ZM164 194V196L166 197H171V195H169V191H168V194L167 193H165ZM188 194V195H187ZM199 194V195H200ZM206 194V193H205ZM204 194V195H205ZM209 194V193H208ZM211 194V193H210ZM104 195H105V193H104ZM130 195V194H129ZM141 195H142V193H141ZM144 195V194H143ZM141 196L140 197V195H139V193H138V196L141 198V200H142V197H144L143 198V200L142 201H144V199H145V201H146V197H145V195L144 196ZM160 195H162V194H160ZM178 195H179V193H178ZM197 195H198V193H197ZM207 195V194H206ZM205 195V196H206ZM213 195V194H212ZM106 197H107V194L105 195ZM120 196V195H119ZM121 196V197H122ZM127 196V195H126ZM137 196V197H138ZM149 196H151L150 194H149ZM157 196V195H156ZM172 196H173V194H172ZM210 196V195H209ZM8 197H10V199L11 200H9L8 199ZM39 197H41V198H39ZM94 197V195L91 197V199H94L93 198ZM98 197V196H97ZM114 197H116V196H114ZM129 197V196H128ZM161 197V196H160ZM166 197V198H167ZM175 197H176V195H175ZM197 197H199V196H197ZM201 197H203L202 195H201ZM207 197H208V195H207ZM80 198H81V200H80ZM86 198V197H85ZM84 198V199H85ZM109 198V197H108ZM112 198V197H111ZM125 198H127V197H125ZM157 198H158V196H157ZM165 198V199H166ZM171 198H173V197H171ZM171 198H168V199H170L171 200ZM90 199V200H91ZM113 199H115V198H113ZM116 199L118 200V198L116 197ZM119 199L121 200L122 198H120L119 197ZM129 199H130V197H129ZM133 200L135 199L136 200V197L134 198H132ZM138 199V198H137ZM155 199H156V197H155ZM155 199H153L152 200V202L155 200ZM162 199V198H161ZM161 199H159V201L161 200ZM163 199H164V197H163ZM164 199V200H165ZM174 199H176V198H174ZM174 199L172 200V201H174ZM189 199V198H188ZM198 199V198H197ZM211 199H212V196H211ZM102 200H103V198H102ZM105 200V199H104ZM111 199H109V201H110ZM117 200L115 201V200H113V202L115 201V202H117ZM125 200H127V199H125ZM125 200L124 201H122V202H124L125 203ZM131 200V199H130ZM134 200V201H135ZM139 200V199H138ZM141 200H140V203H141ZM158 200V199H157ZM177 200V199H176ZM184 200V199H183ZM191 200V199H190ZM194 200V198L191 200L192 202H194V201H196V197H195V200ZM87 201V200H86ZM93 201V200H92ZM97 201V202H96ZM98 201H99V199H97V200H95V203H98ZM101 201V200H100ZM109 201H106V203L107 204H109ZM112 201V200H111ZM127 201H129V200H127ZM169 201V200H168ZM185 201V200H184ZM203 201H205V199L204 200H202L201 201V204H202V202ZM114 202V203H115ZM122 202H117V203H122ZM147 202V201H146ZM145 202V203H146ZM158 202V201H157ZM167 202V201H166ZM166 202H164V204H166ZM170 202V201H169ZM169 202H167V203H169ZM178 202H179V200H178ZM181 202V201H180ZM91 203V202H90ZM103 203V202H102ZM112 203V202H111ZM140 203H139V205H140ZM144 203V204H145ZM154 204L156 203V201L155 202H153ZM172 204H173V202H171ZM183 204L184 203H186V202H182ZM92 205L94 204V203H91ZM99 204H101L100 202H99ZM107 204H106V206H107ZM128 204V203H127ZM142 204V203H141ZM153 204V205H154ZM158 204V203H157ZM157 204H155L156 206H155V208L159 205H157ZM160 204H161V201H160ZM170 204V203H169ZM171 204V205H172ZM178 204V203H177ZM182 204V205H183ZM187 204V203H186ZM104 205V204H103ZM115 205H117L116 203H115ZM125 205V204H124ZM124 205H119L120 207H123ZM143 205V204H142ZM141 205V206H142ZM149 205V203L147 204V207H149L148 206ZM153 205L151 206V204H150V206L151 207H153ZM168 205V204H167ZM179 205H181V203L180 204H178V206ZM181 205V206H182ZM200 205V204H199ZM17 206H19L20 208H18V209H22V208H24V215H20L19 214V212L17 213ZM97 206H99L98 204H97ZM101 206V205H100ZM110 206V205H109ZM112 206H114V205H111V207ZM118 206V205H117ZM129 206V205H128ZM131 206H132V202H131ZM144 206V205H143ZM162 206H164L163 204H162ZM162 206H161V209H162ZM166 206V205H165ZM165 206L163 207V208H165ZM173 206V205H172ZM175 206H177L176 204H175ZM180 206V208L182 209L183 207H181ZM189 207H190V211H193V210H191V208H192V206H191V203H189V205H188ZM196 206V205H195ZM126 207H127V205H126ZM125 207V208H126ZM151 207H150V210H151ZM159 207V206H158ZM157 207V208H158ZM174 207V206H173ZM171 208V210L173 209L174 210V208ZM94 208H96V207H94ZM97 208H99V207H97ZM134 208V207H133ZM133 208H131V209H133ZM136 206H135V213H136ZM154 208V209H155ZM169 208H170V205H169ZM184 208H186V207H184ZM104 209V208H103ZM105 209H107L106 207H105ZM122 209V208H121ZM127 209V208H126ZM141 209H142V207H141ZM139 207H138V210H137V214H135V215H139V210H141ZM147 209V208H146ZM153 209V210H154ZM160 208H158V210H159ZM127 210H129V208L127 209ZM143 211L145 210L144 208L142 209ZM149 210V209H148ZM148 210H145V211H148ZM167 210V209H166ZM172 210V211H173ZM176 210H178L177 208H176ZM122 211V210H121ZM155 211V210H154ZM180 211V213H181V210H179ZM22 212H23V209H22ZM105 212H108V211H104V213ZM112 212H113V209H112ZM123 212H124V210H123ZM123 212H122V217H123ZM151 212H153V211H151ZM166 212V211H165ZM173 212H175V211H173ZM100 213V214H99ZM103 213V212H102ZM125 213V212H124ZM130 213V212H129ZM129 213L127 214V215H129ZM131 213L132 214H134L133 213V211H131ZM142 213V212H141ZM154 213V212H153ZM167 213H169V211L167 210ZM171 213V212H170ZM176 213V212H175ZM177 213H178V211H177ZM176 213V214H177ZM183 213V212H182ZM113 214V213H112ZM145 214V213H144ZM143 214V215H144ZM147 214H151L150 212H147ZM172 214V213H171ZM171 214H167V215H171ZM131 215V214H130ZM134 215V216H135ZM166 215V216H167ZM179 215V214H178ZM178 215H176V216H178ZM107 216V215H106ZM105 216V217H106ZM109 216V215H108ZM107 216V217H108ZM116 216V215H115ZM118 216V215H117ZM116 216V217H117ZM124 216H125V214H124ZM133 216V215H132ZM134 216H133V218H134ZM140 216H142V214L140 215ZM148 216V215H147ZM151 216V215H150ZM173 216V215H172ZM175 216V217H176ZM139 217V216H138ZM143 217V216H142ZM149 217V216H148ZM153 217V216H152ZM151 217V218H152ZM156 216H154L153 218H155ZM157 217H159V216H157ZM162 217V218H163ZM174 217V218H175ZM179 217V216H178ZM132 218V219H133ZM137 218V217H136ZM135 218V220H137ZM144 218H146L147 219V217L145 216ZM116 219V218H115ZM114 219V220H115ZM118 219H120V218H118ZM122 219V218H121ZM131 219V220H132ZM142 219V218H141ZM149 219V218H148ZM147 219V220H148ZM113 220V219H112ZM151 220V219H150ZM155 220V219H154ZM163 220H164V218H163ZM139 221H141L140 220V217H139ZM144 221H145V219H144ZM120 222H122V220L120 221ZM132 222H133V220H132ZM142 222H143V219H142ZM146 222V221H145ZM150 222V221H149ZM155 222H156V220H155ZM114 223H116V222H114ZM125 222H123V224H124ZM128 223H130V224H128V226H130V225H132L131 224V222H128ZM140 223V222H139ZM144 223V222H143ZM147 223H148V221H147ZM147 223L145 224V226H149V225H147ZM154 223V222H153ZM122 224V223H121ZM120 224V225H121ZM116 225V224H115ZM143 224H141V226H142ZM157 225V224H156ZM170 225H172V227L170 226ZM117 226H119V225H117ZM127 226V227H128ZM133 226H134V224H133ZM134 226V227H135ZM152 226H153V224H152ZM154 228H158V225H157V227H154ZM174 228H176V231H174L173 229ZM120 229H122V228H120ZM151 229V228H150ZM155 230V229H154ZM157 230V229H156ZM158 230V231H159ZM159 233H160V236H159ZM153 235V236H154ZM150 236V235H149ZM208 237H210V238H208ZM211 238L212 239H214L215 241H212L211 240ZM155 240H157V241H155ZM222 244V246L224 247H222V246H220V244ZM226 253H231L230 254V258H228V256H227V254ZM232 255V256H231ZM232 257H235V258H232Z\"/></svg>","mask_w":264,"mask_h":264},{"label":"snow or ice","instance_id":"6c2138e0","mask_svg":"<svg viewBox=\"0 0 264 264\" xmlns=\"http://www.w3.org/2000/svg\"><path fill=\"white\" fill-rule=\"evenodd\" d=\"M261 15H264V14H261ZM252 18H253V16H252V15H250V16H249V19H252Z\"/></svg>","mask_w":264,"mask_h":264},{"label":"trees","instance_id":"16d2710c","mask_svg":"<svg viewBox=\"0 0 264 264\" xmlns=\"http://www.w3.org/2000/svg\"><path fill=\"white\" fill-rule=\"evenodd\" d=\"M80 0H76V2L75 3H78Z\"/></svg>","mask_w":264,"mask_h":264}]
</instances>
